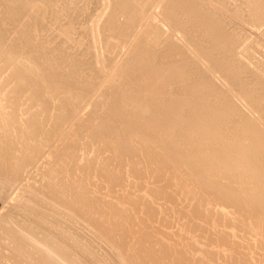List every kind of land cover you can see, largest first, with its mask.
Returning a JSON list of instances; mask_svg holds the SVG:
<instances>
[{
  "label": "bare ground",
  "instance_id": "bare-ground-1",
  "mask_svg": "<svg viewBox=\"0 0 264 264\" xmlns=\"http://www.w3.org/2000/svg\"><path fill=\"white\" fill-rule=\"evenodd\" d=\"M1 1L3 2V0H1ZM1 1H0V6H1L0 8L3 7L2 5H4V8L6 10L4 12L5 15L3 14L2 16H4L3 18H4L5 21L9 20L8 21L9 23L12 22L11 23L12 25H9L8 22L6 21V23L10 27L16 26L18 24L17 22H22V18L25 19L24 21L28 22L27 20H28V18H30L29 15L32 14V12H34L32 14V16L34 18L36 16L34 14L41 13L38 10V7H40V6L37 7L38 3H35L38 0H36L35 2H34V0H4V2H3L4 4H2ZM39 1H41L42 3L47 1L46 3L53 4L51 2H54L56 0H54V1L53 0H51V1H49V0H39ZM60 1L61 0H59V2ZM78 1H77V3H79ZM89 1H91V0H89ZM102 1L105 2V6L106 5L109 6L110 10L108 9L109 10L108 15L106 16L105 19L103 18L104 19L103 22L98 27H94L93 24H95V23L93 22V24L91 23L92 27L90 25L86 24L87 26H90V27L86 26V28H89L90 32H92L93 34H96V33L99 34L100 39L98 41H100L101 49H104V47H106V49L109 48V50H110L111 48H114L115 46L117 48H120L117 45L118 41H119V42H121V46L123 47L122 50H124V51L122 52L120 50V52L122 53V58L119 59V57H118L117 61H116L115 57L119 56L118 55L119 52L117 51L116 47H115L116 48L115 52H117V56L113 55L114 57L106 56L105 55L106 53L104 55L101 54L102 55L101 56L100 54L93 52L95 54V55L92 56V58L94 59L93 62H94V64L95 63L99 64V66L97 65V67H99V68L96 70V69H94V64H91L92 66L89 67V71H88L89 74L86 71L88 69V64L90 63V60H88L89 63L86 62L87 61L86 59H90V58L86 57V56H88V52H87V55H85L86 59L83 57V55L79 56V55L84 54V53L78 54L77 52H74V54L76 53L75 56L78 55V57H81V58L83 57L82 60L85 59L83 63H85V62H86V64L88 63L87 65L85 64L87 67L84 65V68L85 69L87 68L85 70L87 72V74H86L87 76H84V77H86V78L89 77V79H85L87 81L85 82V80H84L83 83L84 82L87 83L88 80L89 81L91 80L92 82L90 81L88 84H86V88L84 87V84H82V86H80V87H78V86L81 85V84H79L77 87L72 86L73 82H75V80H73V82L71 80L72 85L70 86V85L67 84V80L64 81V82H60V81L54 82V80H52L54 82V83H52L50 81V79H49V81L51 82L50 83L49 81H47L46 78H44V79L43 78H39L38 75H37V73H39L37 71V69L39 68L38 67V63L34 64V61H33V63H31L33 65H29L30 64L29 63L28 64L29 66H27L25 64H16V60H17L16 57H17L18 54H21L22 52H20V53L18 52V54H15L14 52L16 50L14 51V48L10 49L11 46H9V47L7 46L8 43H9V42L7 43L8 39L5 38V37H2L3 39L4 38L6 39V41H3V39L0 37V59H2L4 61L6 59V64L5 65H7V66H12L13 65V68L11 69V72H9V74L11 75L10 76L11 78L7 75L8 76V77L6 76L7 79H9V80L10 79H12V80L15 79V82L17 84L16 86L19 87L20 89L25 90V92L27 91L28 93H30L29 96H30V98L32 97L34 99V102L36 103L35 105H38L39 107H41L43 109V111H45L46 113L49 112V108H50L49 102H50V100L52 101V99L58 98V101H59L58 105L60 107V111H59L60 113L59 114H54V115L49 114V113H47V114L44 113L45 114L44 115L42 113V110H41L40 114H43L44 118L42 116H39V115L37 116L38 113L34 114V112H32L33 114L30 115L31 116L30 118L28 117L29 115L25 114L27 117L26 116H25L26 118L23 117L26 120V122L24 120V122H25L24 124L22 122L23 119L21 120V118H20V121L17 118V120L20 123L17 122V120H16L17 116L16 115L20 116L19 114H15V115L14 114H12V115L10 114V115H8L9 117L12 116L10 118H7L8 117L7 114H6L7 117L4 116L5 114L3 115V117L0 115V158L2 156V159H3V161H1L2 159L0 160V162H2V163H0V174H2L3 172L6 173L8 171H11V173L14 176L13 178L15 179V181H16V178H17L18 181H20L18 179L19 175H20V177L23 176V175L21 176V174L23 173L21 171H25L29 164L32 165L33 162L31 160H33L32 158L36 157V156L35 157L33 156L31 158L30 153H31V155H33V153L30 152V151H28V152H30L29 155L24 152L27 144L30 143L31 145H33V143H31V142H29V143L27 142V144L25 145L27 140L26 141L24 140L25 142L23 141L24 142V146H25L23 151H22L23 153H20L19 156L17 155V156L14 157L15 160H16L15 162H13L11 160V158L9 159V158H7V157L2 155V151L1 150L4 149V148L6 149V146H8V144L6 146H3L5 144V142L2 141L3 139H1V136L3 135V132H4V134L6 132H8L7 135L12 132V131H7V130H9V128H7V126H8L7 123L10 120H12V123L14 122V124H10L8 126V127H13V128H10V130L11 129H15V131H17V133L23 132L24 134H26L25 137L22 135L24 138H27L26 136H29L28 138H32L33 139L34 136H38V135L43 134V135H46L45 137L47 138L48 142H49L50 138L53 139L52 137H55L54 139H56V141H55V143H56L59 140L58 138L61 137V134L58 135V129L61 127V125L64 122L67 123V117H68L69 119L72 118L74 120H77L76 123H73V122L70 123L71 127L74 126V130H75L74 132L75 133L82 134L84 132L85 136L87 135L93 141L95 139L96 140L100 139V142H102L105 147L112 148L113 153L111 155H112V157L114 159H115V157H122V159H121L122 161H124V160L128 161L129 160V162H130V160H131L132 164H134L133 166L131 164V166H132L131 169L134 168L133 169L134 172H141L142 173V171H140L142 169L139 170V169L135 168L137 159H135V160L131 159V158L136 156L141 151H143L142 153H145L148 156L152 157L149 160L150 161V165H153V163H155V161H157V163H155L156 166L153 167L155 172H157V170H160V169L166 168V167L173 168L175 173H179V172H182V171L186 170L189 173V178L194 182V185L201 187L203 189L204 193L207 194V196H205L206 197L205 199H207L208 197H211L213 195V201H215V202L217 201V203L219 201V203H220L219 205L221 206L220 209L218 210V214H217L219 216H223L224 217L226 215L227 211L224 209V205H226V204L235 206L237 208L236 209L237 213H239L240 216H242L243 218L247 217V215H249L250 218H251V215L257 216L258 214H261V212L263 213L264 212V187H262V186H264V180H263V184L259 185L260 187H257V185L260 183V181L262 182V178L264 179V162H263L264 161L263 160V158H264V70L261 68L263 66L262 65L263 63L262 64H257L256 63L255 65L250 67V65H251L250 62H252L250 60H252L251 59L252 56L249 55V53L247 51V49L249 47H247V49L246 48H242L241 46H242L243 41H240L239 35H236L233 32L229 31L228 28H231L233 30L235 29L232 26H228L227 25V23L229 21H231V20H228V22H226L227 21L226 20L227 17L225 16V14H224V16H225V18H224V17H222V14L219 15V13H217L218 12L217 10H214L215 8L213 9L211 6H208V3H210V4H212V6L216 7V9H220L219 7H221V6L219 5L218 8H217V6L222 1L221 0H208V1L206 0L207 1L206 2L205 0H163L164 2L161 1L163 3H161V2L157 3V1H156V2H154V4L157 3L156 5H158L157 7H159V10L157 8L158 11H156V12L153 11L155 9V7L152 8L153 12L152 11L150 12V9L148 7H147L148 9L147 8H141L142 7L141 4H143V0L142 1L140 0V2H142L141 4L137 3L138 0L137 1L136 0H101V2ZM71 2L69 0L67 3L71 6ZM74 2H75V0L72 3H74ZM87 2H88V0H87ZM93 2H95V0ZM96 2H98V1L96 0ZM101 2L99 1L97 4L99 5V3H101ZM241 2H242V5L250 4L249 10H247V11L244 10V12H243L244 15H245L244 17H246V15H247L249 17V19H250L249 21L252 22V24H250V25H253V23H254V24H256V27L258 28L260 26H257V24L258 25L259 24L260 25L264 24V0H247L245 3H244V0H242ZM54 3H57V2H54ZM65 3H66V1H65ZM145 3H146V0H145ZM214 3L217 4V6H215ZM79 4H81V2ZM84 4H82V5H84ZM221 4H222V7H223V3H221ZM229 4L231 5V3H229ZM43 5H44V8H45L46 6H45L44 3H43ZM74 5H75V3H74ZM101 5H103V4L101 3ZM226 5H228V4H226ZM51 6H53V5H51ZM51 6L50 5L47 6L46 7L47 10L44 9L43 6H41L43 9L40 7V10L42 9L43 10L42 12H44V10L48 12L49 9H50V11H51V8H52ZM65 6L67 8V5H65ZM75 6H72V7H74L73 9L77 8ZM91 6L95 7L96 4L95 5H91ZM105 6H104V8H106ZM152 6H154V5H152ZM240 6L237 7V8L241 9ZM48 7H49V9H48ZM61 7H62V5L58 6V8L57 7L56 8L59 9ZM83 7H86V6H83ZM62 8H64V7H62ZM87 8L89 10L88 6H87ZM150 8H151V6H150ZM53 9H52V11H53ZM57 9H54V12H56ZM65 9H60V11H62V12H60V13L58 12V13L62 14ZM69 9H70V7H68V10ZM81 9H82V7H81ZM83 9L85 10L86 8H83ZM92 10H90V11H92ZM234 10H232V11H234ZM241 10H240V13H241ZM75 11H77V10H75ZM75 11H73L74 15L76 14ZM0 12H2L1 9H0ZM80 12L81 11L79 10L78 13H80ZM224 12H226V11H224ZM234 12H237V10H235ZM2 13H0V14H2ZM44 13L48 14L46 12H44ZM67 13H69V12H67ZM67 13H66V15H69ZM87 13L86 12L84 13L85 17L82 15L83 19L86 18L87 15H89V13L88 14ZM92 13H93V11H92ZM238 13H239V11H238ZM41 14H43V13H41ZM63 14H65V12ZM231 14H233V13H231ZM39 15H37L36 19H34L36 21H33V22H37V19H38V22H39V18H41ZM56 15H58V14H56ZM56 15H54V17ZM77 15H79V14H76V16ZM90 15L92 16V14H90ZM102 15H103V13H102ZM119 15H121L123 18L127 17V19L125 18L126 22L124 21V23H119L118 20H117V18L119 19ZM7 16H8V19H7ZM44 16H45L44 18H46L44 20L47 21V18L49 19V14H48V17H46L47 15H44ZM62 16H64V15H62ZM62 16L59 17L60 19L59 18H54V20L55 19H59L57 22L60 23ZM71 16H72V14L70 13L69 17H70V19H73L72 21H74L77 18V17H75V19H74V18H71ZM24 17H26V18H24ZM33 17H31L32 20H33ZM56 17H58V16H56ZM98 17H99V15H98ZM98 17H96V18H98ZM66 18H68V17H66ZM66 18H64V19H66ZM231 18L234 19V22H235V20L238 17L235 19L231 15ZM2 19H0V22L2 21ZM70 19H69V21L71 22ZM228 19H229V17H228ZM239 19H241V18L239 17ZM242 19H243V16H242ZM44 20L40 19V22L43 23ZM50 20H51V18H50ZM54 20L53 19L51 20V22L53 21L52 22L53 24H55ZM94 20L97 23L98 19H94ZM153 20H154L155 24H152ZM245 20H246V18H245ZM77 21H79V20H77ZM77 21H75L76 23L73 22V23H70V24H74L75 23V24H77V26H79L81 23L79 24V22H77ZM237 21H238V19H237ZM243 21H244V19H243ZM247 21H248V18H247ZM30 22L31 23L28 22L26 24L31 25L33 23L32 21H30ZM47 22H44V23H47ZM64 22L68 23V20L67 21L63 20V23ZM85 22L86 21H84V23ZM140 22L141 23L143 22V25L139 27ZM156 22L159 23V24H157ZM6 23L4 24L5 26H6ZM37 23H35V24L33 23L32 25L33 26L34 25L35 26L36 25L40 26L41 32L39 31L40 29L38 31L40 33H42V31H43L42 28L44 27V29H46L45 25H47V24L43 23V26L41 28V25H40L41 23H39V24H37ZM58 23H56V24H58ZM84 23H82L81 26ZM229 23L230 24L232 23V25H233V22H229ZM243 23H246V22H243ZM13 24H15V25H13ZM21 24H22L21 28H24L23 24H25V23H21ZM53 24H49V25L52 26ZM60 24L61 25L60 26L58 25L57 27L55 25H53V26H55L54 28H56L58 30V32L61 33V35H64L67 38L69 37V38H71V40H73L75 38L76 34L78 33L79 34L78 35V39L75 38L74 40L78 41V40H80V38L82 40H85L86 38L90 39L89 36H88L89 38L86 37V35H85L86 33L83 34V30H80V29H85V27L84 28H82V27L81 28L80 27L77 28L78 31H82V36L85 35V37H86L85 39L82 38V36H80L81 33H79V32H77L75 35L73 34L74 38L72 39V37H71L72 35L71 34L76 32L77 30H75L74 32H71V31H73L74 27L76 28V26L71 27L70 24H69L70 26L67 24V25H65L66 26V28H65V26L61 27L62 23H60ZM31 26H29V28L27 26V29H29V31L31 30L30 29ZM35 26H34V28H36ZM7 27L8 26H6V29H7ZM16 27H19V24ZM47 27L49 28V26H47ZM69 27H71V31H70ZM240 27H241V25H240ZM1 28H3V27H1ZM96 28H97V30H96ZM163 28H165V30ZM26 30L24 29L25 33L23 32V29H22V31L20 30L19 32H22L23 34H26L27 32H29L28 30L27 31ZM36 30L34 29V31L37 33ZM103 30H104V32L107 31L109 34L111 33L110 35L113 34L114 37H116L115 35H117V37L119 38V39H117L118 40L117 44H115L116 41L115 42H111L112 44H110L109 41H108V39H109L108 36H110V35L107 32H106L107 35L103 34L104 33V32L102 33ZM6 31L8 32V30H6ZM31 31H30V34H29L30 37H31L30 38L31 40L25 35V37H27L30 40V42H28L27 38L25 39V37L22 36V37H24V41L28 42L27 45H29V43L31 44V41L33 42V40H35L34 43L36 41H40L41 40V37L39 38V40L38 39H33L34 38L33 35H36V33L32 35ZM95 31H96V33H95ZM3 32H5V31L3 30L1 32L4 35L5 33H3ZM51 32H53V34ZM8 33L6 34V36L9 35ZM10 33H12L11 30H10ZM14 33H15V31H14ZM49 33L51 35H53L52 37H54L55 36L54 33H56V32L53 30V31H50ZM165 33H166V35H165ZM175 33L176 34L178 33L179 36H176ZM236 33L238 34L239 31L236 32ZM15 34H13V35H15ZM38 34L35 36V38L37 36H39V35H41V36L43 35V36H45V38H48V37L51 38L48 33H47V35H48L47 37L45 35L46 33L45 34H39V35ZM13 35H10L9 37H11ZM17 35L18 34H16V36H14V37H17ZM43 36H42V38H43ZM79 36H80V38H79ZM91 36H92V34H91ZM61 37H62V39H64L63 36H61ZM61 37L59 36V38H61ZM95 37L96 36L94 35V38ZM57 38H58V36H57ZM69 38H68V40H69ZM110 38L112 39V36H110ZM10 39L11 38H9V41H11ZM12 39H15L14 40L15 42H16V40H18V41L23 40V38H21V39L12 38ZM48 39L47 40L45 39L46 42L48 41ZM53 39H56V38H52V40ZM111 39H109V40H111ZM45 40H44V42L43 41L42 42L46 43ZM58 40H61V39H58ZM82 40H81V44H82ZM86 40L84 41L85 43H87ZM114 40L115 39H113L112 41H114ZM241 40H243V39L241 38ZM55 41H52V42L56 43L55 46L56 45L57 46L59 45L58 47L62 46L61 49L65 47L63 44H61V46H60V44H57L59 41L58 42H55ZM65 41L66 40H64V42ZM5 42L7 43V45H6ZM12 42H13V40H12ZM15 42H13L11 45L14 46V44H15L17 46L18 44H16ZM48 42H51V39ZM73 42L76 43L75 41H73ZM79 42H77V43H79ZM34 43H33V45H34ZM59 43H62V41L59 42ZM70 43H72V41ZM93 43H94V41H93ZM47 44L45 45L46 47H47ZM88 44H90V43L88 42L87 45ZM33 45H31V46H33ZM36 45L39 46L38 43ZM42 45H44V44H41V46H39V48L36 47L35 45L34 46L36 47L35 49L38 48V50H39L42 47ZM48 45H50V43ZM79 45H80V43H79ZM83 45H85V44H83ZM87 45H86V48L88 47ZM20 46L22 48V45H20ZM24 46H23V48H24ZM31 46L29 47V49L31 48ZM34 46H33V49H34ZM45 46L42 47L44 49L41 48L42 51L45 50ZM91 46L93 47L94 45H90L89 46L90 49H91ZM48 47H50V46H48ZM54 47L52 48L53 50L54 49L55 50L58 49V48H56V47L54 48ZM67 47L68 46H66V48ZM26 48H27V46H26ZM71 48H72V46H71ZM78 48H79V46H78ZM89 48H87L86 51ZM15 49H16V47H15ZM33 49H31L30 51L32 52ZM52 49H51V51H52ZM61 49L59 51H62ZM80 49H81V47H80ZM106 49H104L105 52L109 51V50H106ZM11 50H13L14 52H12ZM18 50H19V46H18ZM65 50H68V49H65ZM82 50H84L83 47H82ZM259 50H258V52H259ZM9 51H11V52L9 53ZM20 51H21V49H20ZM36 51L37 50H35V53H36ZM39 51L37 53L40 55L41 53ZM45 51H46V54L50 53V55H53L52 53L54 52V51H52V53L49 52L48 48ZM68 51H69L68 53H71L70 49ZM78 51H79V49H78ZM57 52H58V50H57ZM63 52H64L63 54L67 53L65 51H63ZM79 52H83V51H79ZM89 52H91V50ZM249 52H250V50H249ZM24 53H27V52H24ZM35 53L32 52L33 55ZM46 54H41V55L45 56ZM55 54H56V52H55ZM61 54H62V52H61ZM61 54H59V56L63 57V59L66 60L67 59L66 57L68 55L65 57L64 55L61 56ZM74 54L72 52L71 56L70 55L69 56L71 58L73 57L74 58L73 62L76 63L75 59L78 58V57L75 58L73 56ZM114 54H116V53H114ZM35 55L37 56V54H35ZM39 55H38V57H39ZM47 55H46L47 57L45 56V58L47 60L46 64L49 61L53 63V59H54V63L55 64L51 63V65H53V67H50V68H53V71L57 72V70H59L60 68L63 67L61 64H60L61 66H59V64H58V63H61L59 61H62V60L59 59L60 57H58V54L55 57L57 60L59 59L58 63H56L57 61H55V58H53V56H52V58H53L52 61H51V59L49 60V58H50L49 54H47ZM108 55H110V54H108ZM8 56H11V59H9ZM18 56H20V55H18ZM253 56L255 58V54ZM258 56H260V55H258ZM31 58H32V56H31ZM43 58H44L43 56L40 57V59H43ZM27 59H29V58H27ZM40 59L39 60L37 59V60L40 61ZM79 59L80 58H78V60ZM245 59H248V60L250 59L249 60L250 64L248 63L249 65L246 63V62H248V60L246 61ZM21 60H22V58H21ZM71 60H73V59H70L68 62H71ZM194 60L198 62L197 66H200L199 67L200 69L197 68V67L192 66V64L195 63ZM23 61H26V60H23ZM43 61L44 60L41 61L42 64H41V62H39L41 64V66L45 65V64H43ZM79 61H77V62L82 64V62H79ZM13 63H15V64H13ZM20 63H22V62H20ZM25 63H27V62H25ZM49 63L47 64L48 66H49ZM91 63H92V61H91ZM56 64L58 65V67H60V68L56 67L57 70L54 68V66H56ZM62 64L64 66H66V64H68V63L65 64L63 62ZM71 64H73V63H71ZM47 65H46V67H48ZM77 65H79V64H77ZM69 66H71V67L70 68L67 67V68H69L70 71H71V68L74 65H70L69 64ZM46 67L44 66L45 71H46ZM79 67L80 66H78V67L76 66V67H73V68L76 69V68H79ZM192 67L197 68V69L193 70ZM67 68L65 67L64 70H66ZM82 68H81V71L84 69V68L83 69ZM39 69H40V71L42 70L41 67ZM49 70L52 71V69H49ZM60 70H59V72H62ZM73 70L74 69H72V72H73ZM76 70H78V69H76ZM79 70H80V68H79ZM79 70H78V74L81 73V72L79 73ZM67 71H65V74H66ZM56 72H54V73L56 74ZM59 72L57 74H59ZM75 72H77V71H75ZM75 72H73V73L75 74ZM83 72H84V70H83ZM83 72H82V75H84ZM86 72H84V73H86ZM63 73H64V71H63ZM68 73H69V71H68ZM70 73H69V76H70ZM216 73L219 75L220 78L223 79V84H222L223 86L220 85L222 88L217 86V84L214 81V74H216ZM65 74H61V75L64 76ZM74 74L71 75L70 79L71 78H73V79L75 78ZM76 75L77 74H75V76ZM82 75H80V76H82ZM49 76L51 77V75H49ZM53 77H55V75H53ZM66 77L64 79H68ZM55 78L57 79V77H55ZM100 78H102V79L104 78L103 79L104 81L102 80L101 82H99L98 79L100 80ZM81 79L83 80L84 78H81ZM79 80H80V77H79ZM79 80L77 81L78 83H79ZM77 82H75L74 84L77 85L78 84ZM80 82H82V81L80 80ZM90 83L92 84V88H91V85H89ZM98 85L102 86L103 89L102 88H98ZM14 86H15V84H14ZM88 87H90V88H88ZM96 88H98L99 92L102 90L99 95L98 94H94L96 92L95 91ZM13 89H15V88H13ZM16 90L19 91L18 88ZM51 91H53V93H52L53 95L52 94L48 95V93H50ZM218 91L222 92V96L221 97L220 96L218 97L217 95L216 96L214 95V99L210 100V96L209 97L206 96L207 94H211V93L218 92ZM91 92L94 94L95 97L94 96L93 97L92 96L88 97L89 93L91 94ZM162 95H164V96L168 95V96L163 97ZM189 97H193L194 99H196V100H194V102L195 101L196 102L191 104L190 100L192 101V99L191 98L189 99ZM212 98H213V96H212ZM86 101L87 102L91 101L93 106L91 108V111H89V113H87L88 111H86L87 110V109H85L86 107L83 108V109H85L84 111H86V113H87L86 114L87 117L83 118V122H81L82 118L79 116L80 113H77L75 110H77L81 106L83 107L84 106L83 104ZM238 101H239V103H241L242 106L245 107L246 112L243 111L244 109L243 110L241 109V106L239 107ZM85 104H87V103H85ZM76 107H78V108L75 109ZM87 107H88V105H87ZM73 109L76 112V114H74V113L73 114H68V113H71L73 111ZM80 109H82V108H79L78 110H80ZM88 109H89V107H88ZM38 110H40V109H38ZM38 110H37V112H38ZM206 111H207L208 114H205ZM254 114H257L256 115L257 117L254 116ZM70 116H72V117H70ZM123 116H125V117H123ZM204 116L205 117L207 116V119L209 120V122H207V123L203 122V121H207V119ZM40 117L43 118V119H40ZM14 118H15V120H14ZM120 118H121V120H120ZM203 118H205L206 120L203 119ZM143 119H145L144 120L145 122H142ZM118 120H120V121H118ZM115 122H117V123L119 122V124H117ZM230 123H231V125H230ZM14 125H16V126L18 125L17 128ZM225 125H226V127H225ZM62 128H61V130H62ZM69 128H70V126H69ZM157 128H160V129L162 128V129L165 130V132L164 131H160L161 133L164 132V136L163 137L160 136L161 133L158 135V133H159L158 131L159 130H157ZM225 128L228 129V130L225 131ZM26 130H30V132L28 131L29 132L28 133ZM15 131L12 132V134L14 133L13 134L14 136L16 135ZM63 131H61V132H63ZM176 132H177V135H176L177 137H180L179 136V134H180L181 137L182 136L184 137L183 139L186 140V143H189V147L190 148L189 149L187 147L184 148V150L186 152L183 151L181 147L179 148L180 145L179 146L175 145V144H180V142H181V141H179V143H177L178 141H177L176 138H175L176 142H175V140H173L174 139V135L176 134ZM69 133H71V132H69ZM84 133H83V135H84ZM166 133H167V135H166ZM170 133L174 134L173 136L171 134V137H173V138L167 137L168 135L170 136ZM21 134L19 136H21ZM7 135H6V137L3 136V138L5 137L7 139ZM13 135H11V137H13ZM78 135H76V136L78 137ZM83 135H82V137H83ZM79 137H81V136H79ZM8 138H10V137L8 136ZM17 138L15 139V141H13V143L14 142H18L19 140H21L20 139L21 137L18 138L19 139L18 141H17ZM64 138L65 137L63 135V137L61 139H64ZM167 138L169 140H167ZM41 139L42 140L44 139V141H46L45 138H41ZM61 139L59 140L61 142V144H59V142L57 144H59L60 148H62V149L59 151L57 148H54L55 146L51 147V149L52 148L57 149L60 152L61 156H62V154H65V150L67 151V149H68V151L70 152L74 148H73V146L68 145V143H67V145L64 143L65 144L64 145L63 142L61 141ZM72 139H74V138H72ZM22 140H23V138H22ZM35 140H34V143H35ZM179 140H181V139H179ZM198 140H199V142L197 143L196 141H198ZM7 141L10 143L11 139H10V141H9V139H7L6 142ZM30 141H31V139H30ZM173 141H174L175 144L174 143L171 144ZM183 141L181 143H183ZM36 142H38V140H36ZM48 142H45V143L48 144ZM51 142H52V140H51ZM51 142H49V144H51ZM67 142H68V139H67ZM69 142H71V141H69ZM72 142H74V141H72ZM43 143H42V145H43ZM19 144H22V143H19ZM30 144L28 145L29 147H30ZM53 145H55V144H53ZM28 146H27V148H28ZM41 146H40V148H41ZM43 147H42V150H43ZM48 147H50V146H48ZM57 147H59V146H57ZM69 147H70V149L71 148H73V149L69 150ZM74 147H76V145H74ZM17 148H19V147H17ZM7 149L9 151H12L9 146H8ZM7 149H6V151H7ZM18 150H21V149H18ZM18 150L17 151L14 150V151L19 153ZM29 150H31V148ZM32 150H33V148H32ZM38 150H37V153H38L37 155H39L40 152H41V151L38 152ZM47 151L48 152H46V151L44 152L43 151L45 157H47L46 155H48V157L51 156V159H52L53 156H54L55 160L52 159V161L54 160V162L56 160H59L60 154L58 152L56 153V155H54L55 151H52V150L50 151L48 149H47ZM187 151L193 152L191 155H190L191 152L190 153L188 152L189 153L188 156H190L189 158H187L188 160L185 159V157H188L187 156V154H188ZM26 152H27V149H26ZM33 152L35 154V149L33 150ZM3 153H6V152L3 150ZM24 153L26 155H24ZM45 153H47V154H45ZM13 154L14 153L11 154V152H10V155L13 156ZM57 154H59V155H57ZM139 154H141V153H139ZM66 155H68V152H67ZM143 155L144 154H141V156H143ZM6 156H7V154H6ZM55 156L58 157V158H56ZM70 156H71V154H70ZM68 157L69 156H67V158ZM5 158L8 159L9 165H8V163L6 165V159ZM38 158H39V156H38ZM42 158H43V156H42ZM71 158L72 157L68 158V160L71 159ZM113 158L111 159L112 161H113ZM4 159H5V163H4ZM35 159H34V161L36 162ZM65 159H66V156L64 158V161L66 162ZM72 159H74V157ZM38 161H37V163H38ZM40 161L42 162V160H40ZM64 161H62V165L66 164V163H64ZM138 161H140V159ZM41 162H39V163H41ZM45 162H43V163H45ZM207 162L209 164V168L208 167L206 168ZM72 163H73V161H72ZM47 164L50 165V162L47 163ZM108 164H110V162ZM39 165H41V166H39ZM39 165L38 166L40 168L43 167L42 164H39ZM34 166H36V165H34ZM77 166H79V165H77ZM105 166H103V168ZM137 166H139V164H137ZM201 167L204 170L203 169L201 170ZM212 167H214V168L216 167V170L218 168L219 172L216 173V171H214L215 169L212 168ZM64 168H66V171H67L66 165L64 166ZM75 168H79V167H75ZM103 168H102V170H103ZM205 168H206V171H208L210 169H211V171L210 172L208 171L209 172L208 174L202 173L203 171H205ZM71 169L74 170V167L71 168ZM97 169H99L98 170V172H99L100 171V167L97 168ZM107 169H108V172H109L110 176L108 175L109 176L108 177V176H106L107 175L106 174L105 177H108V179L111 182V184H113V183L116 184L120 180H123L122 179L123 177L121 175L119 176V173L122 174L121 172L116 173L117 171H115V172L113 171V173H111L112 171L109 170V167ZM110 169H113V168H110ZM33 170H32V172H33ZM53 170L55 171V169H53ZM197 171H199V172H197ZM8 173H10V172H8ZM11 173H10V175H11ZM57 173H58V171H57ZM60 173L61 172H59V174ZM103 173H105V172L101 171L99 173L100 175L102 174L101 178L103 176ZM106 173H107V171H106ZM55 174H56V172H55ZM47 175L50 176V174H47ZM60 175H62V173ZM247 175L250 176V180H251V178L256 179L255 181H257V182L254 181V183H256V184H254V187H250L249 186L250 188H247L248 183H250L249 179H248L249 182L245 181L243 183V180H245L244 179L245 177L247 178ZM97 176L100 177L98 174H97ZM243 176H245V177L243 178ZM63 177L66 179L67 176L66 177L63 176ZM1 178H3L2 175H1ZM49 178H51V177H49ZM55 178H57V177H55ZM106 179H105V181L107 182ZM102 180L103 179H101V181ZM222 180H224V181H222ZM4 181H7L6 184H8V180L7 179L4 180ZM61 181H63V178H62ZM87 181H88V179H87ZM33 182H31V183H33ZM54 182H55V180H53V184H54ZM246 182H247V185L243 188L242 185L243 184L245 185ZM252 182H253V179H252ZM46 183L47 182H45V184ZM57 183L58 182L56 181V184H54V185H59ZM61 183H62L61 185H63V184H65V181H64V183L63 182H61ZM120 183H119V185H120ZM236 183H240V187L242 188L241 190H239L240 187H238V186L236 187ZM22 184H20V185H22ZM29 184L30 183H28V187H30ZM122 184H123V182H122ZM61 185H60V187H61ZM113 186L114 185H111V187H113ZM117 186H118V184H116V187ZM21 187L23 188V186H21ZM38 187L41 188L40 186H38ZM38 187H37L36 190H39ZM153 187L151 189H149V192L146 191L144 196L143 195L142 196L139 195V196L144 198L145 196L147 197V195H148V196H150L153 199L154 196L158 197V195H161L160 198L161 197L165 198L166 195L164 196V194H166L167 191L164 188H162L160 186V188H162V190H163V191L162 190L160 191L159 187H154V188ZM18 188H19V186H18ZM63 188L66 189L65 186L62 187V189ZM41 189H43V188H41ZM57 189H56V191H57ZM85 189H86V187H85ZM48 190H49V188H48ZM48 190L45 189L47 194H51L52 195L53 188H51L52 191L50 190L52 193H48L49 192ZM20 191H21V189H20ZM20 191L18 193H20ZM56 191H55V194H57V192H59V191H57V192ZM84 191H83V193H84ZM42 192H44V191H42ZM61 192H62V190H61ZM18 193L16 192L15 194H18ZM29 193H30V191H29ZM29 193H27V194L25 193L26 196H28ZM60 193L57 194V196L60 195ZM62 193H63V196H64V191ZM88 193L89 192L87 191V193L85 192L84 194H88ZM160 193H162L163 195L160 194ZM38 194H40V193H38ZM170 194H171L170 192H169V195L167 193V195L169 197L172 196V194L171 195ZM210 194H211V196H208ZM21 196H23V194ZM46 196H48V195H46ZM61 196L62 195H60V197ZM87 196H89V194ZM168 196H166V198ZM9 197H10V195H9ZM55 197H56L55 195H52V199L54 198L56 200ZM11 198H13V197H10V199ZM64 198H66V197H64ZM64 198L62 197L60 199L64 200ZM78 198H77V200H78ZM143 198H140V199H143ZM163 198H161V199H163ZM57 199H59V198H57ZM82 199L84 200V197L82 198V196H81V199H79L80 201L79 200L78 201L83 203ZM89 199H87L85 197V201L88 202L86 204H89V202H90ZM13 200H15V199H13ZM21 200H22L21 206H20V203L19 204L16 203L17 205H19L18 209L21 208V210H23L21 212H24L28 216L29 215L36 216L35 219L37 218V221L34 219V222L32 220L33 223H36V222H38V224L41 223L40 221L43 220V219L41 218L40 221H38V218H39L38 215L39 216L42 215L43 211L41 210V207H40L41 205H39L40 203H38L39 198L37 200L36 198L35 199L27 198V197L25 198V196H24V197H21ZM77 200H75V201H77ZM148 200L149 199L146 200V198H145L144 203L148 204L147 205V211L149 210V212H151L152 208L150 206V203H152V202L148 201ZM168 200H169V198H168ZM170 200H172V199H170ZM210 200H211V198H210ZM210 200H208V201L210 202ZM10 201H12V200H10ZM65 201H66V199L64 200V202ZM69 201H71V200H69ZM69 201H68V204H69ZM172 201H175V200L173 199ZM213 201H212V203H214ZM43 202L44 201H42L41 203H43ZM61 202L62 201H60V203ZM92 202H94V201H92ZM133 202H131V204ZM49 203L50 202H48V204ZM65 203L67 204V202H65ZM135 203H136V205H138L137 202H135ZM217 203H215V204H217ZM7 204H8V202H7ZM98 204H100V203H98ZM8 205H10V204H8ZM12 205H14V204L12 203ZM136 205H134L135 206L134 208H136ZM140 205H142V204H140ZM156 205H157V203H156ZM46 206H45V208H49L50 207V206L49 207H46ZM82 206H83V204H82ZM142 206H144V204ZM195 206L196 205H194L193 207H195ZM80 207H81V205L79 206V208ZM132 207H133V205H132ZM138 207H140V206L138 205ZM197 207H199V206H197ZM8 208H10V206H8ZM15 208H17V207H15ZM52 208L50 209V211L54 210V208L53 209ZM57 208H58V206H57ZM143 208L145 209L146 206L143 207ZM12 209H13V207H12ZM73 209H74V207H73ZM77 209L78 208H76L75 210H77ZM196 209H195V211H196ZM199 209H201V208H199ZM116 210L118 211V208ZM207 210H208V212H210L209 214L211 215V211H209V209H207ZM261 210H263V211H261ZM77 211H80V209L77 210ZM85 211L86 210L80 211V213L81 212H85ZM119 211H120V209H119ZM202 211H205V210H202ZM12 212H13V210H12ZM12 212H11V214H12ZM57 212H59V211L57 210ZM61 212H64V210L63 211L60 210L59 213H61ZM200 212H201V210L197 211L198 214L197 213L196 214L197 215H201ZM52 213H54V211ZM55 213H56V209H55ZM73 213H75V212H73ZM17 214H20V213H17ZM64 214L61 213V215H63V217H64ZM66 214H68V213H66ZM154 214H156V211H155ZM192 214L196 215L195 212L192 213ZM192 214H190V217H191ZM9 215H10V213L8 214V216ZM205 215H203V217H205ZM210 215H208V216H210ZM20 216H22V215H20ZM186 216H187V214H186ZM6 217H7V215H6ZM24 217H26V216L24 215ZM192 217H194V216H192ZM192 217L190 219H193ZM248 217H247L246 220H248ZM18 218H21V217H18ZM64 218H69L70 219V217H64ZM88 218H85V219L87 220ZM189 218H188L187 221H191V220H189ZM199 218H200V216H199ZM199 218H197V219H199ZM210 218L212 219L211 216H210ZM257 218H256V220H257ZM32 219H33V217H32ZM69 219H67V221H69ZM85 219H83V220H85ZM223 219H225V218H223ZM258 219L259 220H257V222L260 223V224L259 223L258 224L260 226H262V228L264 229V223L260 222V220L262 218H258ZM5 220H7V219H5ZM25 220H27V219H24V221ZM29 220H31V218ZM44 220H45V218H44ZM71 220L73 221L74 219H70L69 222H71ZM88 220L90 222L94 221V223H97L96 219L92 218V220H91L89 218ZM206 220L208 221L207 218H206ZM206 220H202L201 219V221H205L206 223H208ZM45 221L47 222V220H45ZM49 221H48L47 226L49 225V227L51 229L52 226H50V224H53V223L52 222L50 223ZM241 221H243V220H241ZM25 222H27V221H25ZM60 222H61V219H60ZM64 222H66V221H64ZM77 222H75V223H77ZM84 222H86V221H84ZM205 222H203V224H205V226H206L207 224ZM209 222L211 223L210 220H209ZM75 223L73 221V224H75ZM187 223H189V222H187ZM241 223H243V222H241ZM38 224H36V225H38ZM66 224H67V222H66ZM194 224L195 223H193V225ZM43 225H44V223L42 224V226ZM63 225H62V227H63ZM195 225H198V223L195 224ZM226 225H229V223L226 224ZM238 225L239 226L241 225V227L243 226V228H244V225H242L240 223ZM83 226H85V225H83ZM222 226H224V224H222ZM28 227H29V225H28ZM31 227H30L29 230H31L33 228V227L32 228ZM54 227H55V225H54ZM78 227H80V225ZM81 227H80V229H82ZM208 227H209L208 231H210L211 230L210 229L211 226H208ZM21 228H23V226ZM27 228L25 227V229H22V230L23 231H25V230L27 231ZM36 228L38 229V227H36ZM55 228L53 229L54 232L56 230ZM198 228L201 229V226H199ZM245 228H246V225H245ZM68 229L71 230V227L70 228L68 227ZM191 229H193V228H191ZM203 229H205V228H203ZM33 230H35V229L33 228ZM61 230L62 229H60L59 231H61ZM70 230L69 231H63L62 230L63 232L60 233L62 242H60L59 239H58L57 240V241H59L58 243L60 244V243H63V242L65 243L66 242V244H67V242H69L71 244V247L72 246L76 247V252H78L77 251V249H78L79 250L78 253H80V254L81 253H86L88 251V247H87V245L85 243H81V241H82L81 239L82 238L84 239V237L80 238L79 233L81 234V232L75 233L74 231H72V230L70 231ZM184 230H186V229H184ZM212 230H214V229H212ZM212 230L210 231V233L213 232ZM245 230H247V229H245ZM9 231H7V232H9ZM51 231H52V229L50 230V232ZM203 231H205V230H203ZM221 231L223 232L222 235H224V236H220L221 238L222 237L223 238H222V240L220 239L219 241L220 242L224 241V242H222L223 245H227L226 243L229 241V239L227 237L228 236H235V232L233 230L226 232V230L223 231L222 229H221ZM54 232H52L53 235H54ZM122 232H121V234H122ZM20 233H21V231H20ZM28 233H29V235H27L28 237L27 236L26 237L29 238V240L27 238L26 239L29 242H26V241L23 242L24 241L23 238L21 239V238H18L17 236L15 237V238H18V239L15 242V246H13L11 248V252L12 253L7 251L8 254L10 253V256L12 254L13 257H21L22 258V257L26 256V252H27V255H28L29 253L33 252L34 249L35 250L37 249L38 251L41 252V254L39 255V256H42V259L40 260L41 264L42 263L44 264L45 262H48V260H49L48 257L50 255L52 256V254L54 255V257L58 256V260H57V257L54 258L57 261L55 264H68L66 262V259H64V257L62 255L59 256V255H57L55 253V251H58L57 248L59 250L62 249L61 246L60 247H55V246H57V244L55 246H51V245H47L45 243H40V241L35 237L36 234H34V233L31 234L30 232L21 233L20 237H22L23 235L25 236ZM210 233H208V234H210ZM121 234L114 227V228L111 229L110 233L108 234V237L115 244V242L119 243L117 241V237L120 238V239L123 238L124 234L123 235H121ZM202 234L203 235H207V233H203V232H202ZM18 235H19V233H18ZM191 235H193V234H191ZM194 235L197 236V234H194ZM193 236H190V240H191V237H193ZM198 237H200V236L198 235ZM203 237H205V236H203ZM127 238H129V237L127 236ZM186 238H187V236H186ZM95 239H96V236H95ZM187 239H189V238H187ZM206 239H208L207 241H209L208 237ZM217 239H219V238L217 237ZM227 239H228V241H227ZM233 239H232V242L236 241L235 239L234 240ZM11 240L13 242L11 245H13L14 244V241H13L14 239L11 238ZM214 240L217 241L215 238H214ZM214 240H211V241H214ZM160 241H162V240H160ZM193 242L194 241H192V243ZM215 243H217V242H215ZM206 244H208V243L206 242ZM219 244H216L217 248H218ZM235 244H237V243H235ZM9 245H10V243H9ZM25 246H28L30 248L29 249L30 252L28 250L24 249ZM165 246H167V245H164V244L160 245V248L158 249V251H160L159 253L164 254L166 252V247ZM195 246H196V243H195ZM210 246H211V243H210ZM239 246L241 247V245H239ZM9 247H11V246H9ZM28 247H27V249H28ZM73 247H72V249H73ZM189 247H190V244H189ZM0 248H1V246H0ZM192 248H193V246L191 247V249ZM213 248H214V246H213ZM201 249H203V247ZM237 249H238V247H237ZM206 250H208V249H206ZM221 250L222 251H217L214 254V252L216 251L215 250L213 253H211V255H215L216 256V254H218V255H220L221 253L223 254L228 249H224L223 248ZM62 251H63V249H62ZM65 251H64V253H66ZM182 251H184V250H182ZM189 251H191V250H189ZM192 251H194V248H193ZM195 251H197V250H195ZM4 252H6V251H4ZM153 252H151L152 254L149 252V255L150 254L153 255L154 254ZM155 252L156 253L154 255H157V251L156 250H155ZM200 252H201V254L206 255L205 254L206 252H202V250ZM33 254L34 253H32V255ZM179 254H181V252H179ZM0 255H1V253H0ZM35 255H36V253H35ZM35 255H33V256H35ZM3 256H4V254H3ZM168 256H169V254H168ZM225 256L227 257V254H225ZM6 257H8V256H6ZM205 257H202L203 258L202 261L206 262L207 259H205ZM218 257H220V256H218ZM222 257H224V256H222ZM50 258H52V257H50ZM129 258H130V256H129ZM176 258L174 257V259H176ZM202 258H200V259H202ZM137 259H139V257L137 258L136 255L132 254V257L130 259L131 264H138L139 261ZM34 260H35V258H34ZM180 260L182 261V257H181ZM180 260L178 259V264H181V263H179ZM184 260H185V258H184ZM190 260H191V258H190ZM209 260L210 259H208L207 261H209ZM136 261H138V262L136 263ZM162 261H163V257H162ZM49 262H51V260H49ZM174 262H175V260H174ZM201 262H200V264H201ZM210 262L211 261H209V263ZM20 263H21V261H20ZM24 263H26V262H23V264ZM194 263H196V262L194 261ZM18 264H19V262H18ZM175 264H177V263H175ZM203 264H205V263H203Z\"/></svg>",
  "mask_w": 264,
  "mask_h": 264
},
{
  "label": "rangeland",
  "instance_id": "rangeland-1",
  "mask_svg": "<svg viewBox=\"0 0 264 264\" xmlns=\"http://www.w3.org/2000/svg\"><path fill=\"white\" fill-rule=\"evenodd\" d=\"M1 1V0H0ZM36 0H34V2H35ZM49 1H51V0H49ZM54 1V0H53ZM62 1V2H61ZM60 2H59V0H56V1H54V2H57V3H54V2H51V3H53V4H48V3H46L47 1H45V2H43L44 4H45V6L47 7V6H51V5H53V6H51L50 8H51V11H52V9L54 8V9H57L58 8V6H60V5H62V7H64V8H59V9H57L56 10V12H54V9H53V11L51 12L50 11V9H49V7H48V9H49V11L47 12V11H45L44 10V12H46V13H48L49 14V19L47 18V21L46 20H44V19H46V18H44L45 16L44 15H47L46 17H48V14H45L44 12H42L43 10V8H44V5H43V3L41 2V1H36L35 3H38L37 4V7L38 6H43V8L40 10V7H38V10L41 12V13H43V14H41V13H36V14H34V15H36L35 16V18L32 16V14L34 13V12H32V14H30L29 16H30V18H28V22L29 23H31L30 21H36V20H34V19H36V17H37V15H39L41 18H39V22H38V19H37V22H33L34 24L35 23H37V24H39V23H41L40 22V19L41 20H44V22H47V23H44V24H47V25H45V28L46 29H44V27L42 28V26H43V23H41L40 25H41V28L43 29V31L45 32L47 29L49 30H47L45 33L42 31V33H40L41 32V29H40V26H38V25H34L36 28H34V26L32 25H29V24H26V23H28V22H26V21H24L25 19H23L22 18V22H17L18 24H19V27H16V26H12V27H10L9 25H12L11 23H9L8 21L9 20H6L7 22H8V24L6 23V21L4 20V16H2L3 14L5 15V8H4V5H2V4H4L3 2H4V0H3V2H2V8H0L1 10H2V12H0V13H2V14H0V19H2V21L0 22L1 24H0V31L2 32L3 30L5 31V32H3V33H5L4 35L0 32V37L2 38V37H5V38H7L8 40H7V43H8V45H7V43H6V45L9 47V46H11L10 47V49L11 48H14V51L13 50H11L12 52H14L15 54H18V52L20 53V52H22L21 54H18V55H20V56H18L17 55V57H16V59L18 60H16V64H25V65H27V66H29V65H33V64H31V63H33V61H34V64H36V63H38V67L40 68H42V70L40 71V69L38 68L37 69V71L39 72V73H37V75H38V77L39 78H46L47 79V81H49V79H50V81L52 82V83H54V82H58V81H60V82H64V81H66L67 80V84L68 85H72V82H73V80H75V82H77L78 80H79V77H80V80L82 81V82H80V80H79V83L76 85V84H74L75 82H73V85L72 86H75V87H77L79 84H81V85H79L78 87H80V86H82V84H84V87L86 88V84H88L90 81L88 80V82L87 83H85L87 80H85V79H89V77L88 78H86V77H84V76H87L86 74H87V72L89 71V67L90 66H92L91 64H94V59L92 58V56L93 55H95L93 52H95V53H98V54H102V55H104L105 53V55L106 56H110V57H114V56H117V52H115V50H116V48L114 47V48H111L110 50H109V48L108 49H106V47H104V49H106V50H109V51H107V52H105L104 51V49H101V45H100V41H98L99 39H100V36H99V34L98 33H96V31H95V33L96 34H93L92 32H90V30H89V28H86V26L87 25H90L91 27H92V24H93V22L95 23V24H93L94 25V27H98L102 22H103V20L106 18V16L108 15V12H109V6L108 5H106L105 6V2L104 1H102L101 2V0H97L98 2L100 1L103 5H101V3H99V5L97 4L98 2H96V0H95V2H93L94 0H91V1H89L88 0V2H87V0H77L79 3L81 2V4H79V3H77V1L75 0V5H74V3H72L74 0H70V2H71V6L67 3L69 0H65L66 1V3H65V1L64 0H61ZM64 1V2H63ZM86 1V2H85ZM137 1V0H136ZM142 1V0H141ZM157 1V3L158 2H161V1H163V0H146V3H145V0H143V4H141L142 2H140V0H138L137 1V3H139V4H141V8H149L150 9V12L152 11V8H154L155 7V9L153 10L154 12H156V11H158L159 10V7H157L158 5H156L157 3H155L154 4V2H156ZM206 1V0H205ZM208 1V0H207ZM206 1V2H207ZM222 2L221 3H223V7H222V4L220 3V4H218V6H217V4H215V6H217V8L219 7V5L221 6V7H219L220 9H216V7H214V6H212V4H210V3H208V6H211L214 10H217L216 12L217 13H219V15H221L222 14V17H224L225 18V16L227 17L226 18V22H228V20H231V21H229V22H233V25H232V23L230 24L229 22L227 23V25L228 26H232L233 28H235L234 30L233 29H231V28H228L229 29V31H231V32H233L234 34H236V35H239V37H240V41H243V43H242V48H246L247 49V47H249L248 49H247V51H248V53H249V55H251L250 57H251V59L252 60H250V61H252V62H250L248 59H245L246 61L248 60V62H246L247 64L250 62L251 63V65H250V67H252L253 65H255L256 63L257 64H262L261 66V68L264 70V24H262V25H258L257 24V26H260V27H256V24H254L253 23V25H250V24H252V22L251 21H249L250 19H249V17L246 15V17H244L245 15H244V10H249V8H250V4H246V5H242V0H221ZM247 0H244V3L246 2ZM59 2V3H58ZM93 2V3H92ZM104 2V3H103ZM148 2V3H147ZM164 2V1H163ZM163 2H161V3H163ZM227 2V3H226ZM41 3V4H40ZM62 3V4H61ZM86 5H85V4ZM91 3V4H90ZM136 3V4H137ZM150 3V4H149ZM229 3H231V5L229 4ZM40 4V5H39ZM64 4V5H63ZM73 4V5H72ZM78 4V5H77ZM82 4H84V5H82ZM89 4V5H88ZM96 4V6L94 7V6H91V5H95ZM138 4V5H139ZM149 4V5H148ZM226 4H228V5H226ZM237 4V5H236ZM57 7H55V6ZM65 5H67V8H66V6ZM82 7V9L83 8H86L84 11L81 9V7ZM146 5V6H145ZM152 5H154V6H152ZM241 5V6H240ZM72 6H75V7H77L76 9H73L74 7H72ZM83 6H86V7H83ZM87 6L89 7V10H88V8H87ZM98 6V7H97ZM101 6V7H100ZM104 6L106 7V8H104ZM145 6V7H144ZM150 6H151V8H150ZM225 6V7H224ZM240 6V8L242 9H239V8H237V7H239ZM243 6V7H242ZM1 7V6H0ZM46 7L44 8V9H46ZM68 7H70V9L68 10ZM72 7V8H71ZM92 7V8H91ZM94 7V8H93ZM4 8V9H3ZM67 10H66V9ZM79 8V9H78ZM147 8V9H148ZM157 8H158V10H157ZM60 9H65L64 11H63V13L65 12V14H59L60 12H62V11H60ZM93 9V10H92ZM99 9V10H98ZM103 9V10H102ZM109 9V10H108ZM225 9V10H224ZM237 10V12H234V11H232V10ZM4 10V11H3ZM47 10V9H46ZM75 10H77V11H75ZM81 11L80 13H78V11ZM90 10H92L93 11V13H92V11H90ZM98 10V11H97ZM101 10V11H100ZM107 10V11H106ZM220 10V11H219ZM240 10H241V13H240ZM73 11H75L76 12V14H79V15H77L76 16V14L74 15L73 13ZM83 11V12H82ZM104 11V12H103ZM152 11V12H153ZM222 11V12H221ZM224 11H226V12H224ZM238 11H239V13L241 14H239L238 13ZM51 14H50V13ZM55 14H54V13ZM59 12V13H58ZM67 12H69V13H67ZM89 13V15L90 14H92V16L90 15H87V19L86 18H84L83 19V16L85 17V14L84 13ZM66 13L67 14H69V15H66ZM70 13L72 14V16H71V18H74L75 19V17H77L74 21H72L73 19H70ZM83 13V14H82ZM102 13H103V15H102ZM231 13H233V14H231ZM236 13V14H235ZM56 15V14H58V15H56V16H58V17H54V15ZM224 14H225V16H224ZM243 14V15H242ZM246 14V13H245ZM7 15V14H6ZM42 15V16H41ZM52 15V16H51ZM62 15H64V16H62ZM83 15V16H82ZM94 15V16H93ZM96 15V16H95ZM98 15H99V17H98ZM231 15L236 19L237 17V19H238V21H237V19L235 20V22H234V19H232L231 18ZM237 15V16H236ZM240 15V16H239ZM60 16H62L61 17V21H60V23H62V26L61 27H64L65 25H69L70 23H73V22H75V21H77V20H79V21H77V22H79V24L81 23H84V21H86L82 26H81V24L79 25V26H77V24H70L71 25V27H74V26H76V28L74 27V30L73 31H71V27H69L70 28V31L71 32H74L75 30H77V28L78 27H82V28H84L85 27V29H80V30H83V34H85L86 35V37H90V39H87L86 37H85V35L84 36H82V31H76V32H74V33H72L71 35V37H72V39L74 38V35L77 33V32H79V33H81L80 34V36H82V38H86L85 40H86V42L88 43H90V44H88L87 45V43H85L84 41L85 40H82L81 38H80V36H79V38H80V40H74L75 38H77L78 39V33L76 34V36H75V38L73 39V40H71V38H69V40H68V38L67 37H65L64 35H61V33H59L58 32V30L56 29V28H54L55 26L57 27L58 25L60 26L61 24L60 23H58L57 21L60 19L59 17ZM126 16V15H125ZM124 16V17H125ZM242 16H243V19H244V21H243V19H242ZM31 17H33V20H32V18ZM53 17V18H52ZM66 18V17H68L70 20H71V22L69 21V19L68 18H66V19H64V18ZM81 17V18H80ZM89 17V18H88ZM92 17V18H91ZM96 17H98V18H96ZM228 17H229V19H228ZM239 17L241 18V19H239ZM6 18V17H5ZM24 18H26V17H24ZM50 18H51V20L53 19L54 20V18H59V19H55L54 21V23L56 24V23H58V24H53L52 22H51V20H50ZM79 18V19H78ZM104 18V19H103ZM126 19H127V17H125ZM125 18H123L121 15H119V19L117 18V20H118V22L119 23H124V21L126 22V20H125ZM245 18H246V20H245ZM247 18H248V21H247ZM7 19H8V16H7ZM64 21H67L68 20V23H63V20ZM94 19H98L97 20V23L95 22V20ZM100 19V20H99ZM88 20V21H87ZM120 20V21H119ZM233 20V21H232ZM81 21V22H80ZM92 21V22H91ZM100 21V22H99ZM51 22V23H50ZM243 22H246V23H243ZM6 23V26H8L7 27V29H6V26L4 25ZM15 23V22H14ZM21 23H25V24H23L24 26V28H21V26H22V24ZM89 23V24H88ZM92 23V24H91ZM157 23V22H156ZM235 23V24H234ZM239 23V24H238ZM3 24V25H2ZM21 24V25H20ZM49 24H53V25H55V26H50ZM87 24V25H86ZM139 24V23H138ZM148 24V23H147ZM152 24H155V22H154V20H153V23ZM157 24H159V23H157ZM248 24V25H247ZM13 25H15V24H13ZM69 25V26H70ZM73 25V26H72ZM143 25V22L141 23L140 22V24H139V27L140 26H142ZM240 25H241V27H240ZM26 26V27H25ZM27 26H28V28H29V26H31L30 27V29L32 30H30L31 31V33H32V35L33 34H35L36 32L34 31V29L37 31V33H36V35L39 33V34H45L46 35V37L48 36L47 35V33L49 34V36L51 37V38H45V36H43V38H42V36L41 35H39V36H37L36 38H35V36L36 35H33L34 36V38L33 39H38L39 40V38L41 37V40L44 42V40L46 39H48V41L51 39V42L52 41H55L56 39V41L55 42H61L62 41V43H57V44H60V46H61V44H63L65 47V49H70V52L72 53L73 52V54H74V52H77L78 54H80V53H84V54H81V55H79V56H82L83 55V57L85 58V55H87V52H88V56H86V57H88V58H90V59H86L87 61L86 62H88V60H90V63L88 64V69L86 70L85 68H84V65L86 64V62L85 63H83L84 62V60H82L83 59V57L81 58V57H78V55H76L75 56V54L73 55L75 58L76 57H78V58H80L79 60H78V58H76L75 60H76V63L77 64H79V65H77L75 62H73L74 61V58L72 57H70L71 56V53H68L69 51L68 50H65L64 48H62L61 49V47H58L57 45L55 46V44L56 43H54V42H46V40H45V42L46 43H43L41 40V42L40 41H36L38 44H39V46H41V44H44V45H42V47H44L47 43L49 44L50 43V45H48L47 44V47L45 46V50L48 48V51L49 52H51L52 53V51H54L52 54L53 55H50V53H47V54H49V60L51 59V61H52V59L53 58H55L56 57V55L58 54V57H60L59 56V54H61V52H62V54H61V56H67L66 58V60L65 59H63V57H60L59 59L60 60H62L65 64L66 63H68V64H66V66H64L62 63V61H59V59L57 60L56 58H55V61H57L56 63H58V61L59 62H61V63H58L59 64V66H63L62 68H60V67H58V65L56 64V66H54V68L57 70V68L56 67H58V68H60L59 70L60 71H62V72H59V70H57V72L56 71H53V68H50V67H53V65H51V63L52 62H48L49 63V66L46 64V62H47V60H46V58H45V56L47 55L46 54V51L45 50H43L42 51V49H44V48H40L39 50H38V48H39V46H37L36 44V42L34 43V41L35 40H33V42L31 41V44L29 43V45L31 46V45H33V43H34V45L36 46V47H38L37 49H35L36 47L34 46V49H33V46H31V48L29 49V45H27L28 44V42H30V31H29V29H27ZM39 28H38V27ZM47 26H49V28L47 27ZM90 26H87V27H90ZM227 26V27H228ZM254 26V27H253ZM1 27H3V28H1ZM138 27V28H139ZM245 27V28H244ZM10 28V29H9ZM17 28V29H16ZM20 28V29H19ZM65 28H66V26H65ZM68 28V27H67ZM137 28V29H138ZM143 28V27H142ZM247 28V29H246ZM263 28V29H262ZM3 29V30H2ZM14 29V30H13ZM22 29H23V32L25 33V31H24V29L26 30H28L29 32H27L26 34H23L22 32H19L20 30L22 31ZM40 29V30H39ZM73 29V28H72ZM164 30H165V28H163ZM231 29V30H230ZM239 29V30H238ZM6 30H8V32L6 31ZM10 30H11V32L12 33H10ZM26 30V31H27ZM40 32H39V31ZM55 31L56 33H54L55 34V36L54 37H52L53 35H51L49 32L50 31ZM89 32H88V31ZM96 30H97V28H96ZM242 30V31H241ZM14 31H15V33L16 34H18L17 35V37H14V36H16V34L14 33ZM34 31V32H33ZM85 31V32H84ZM239 31V33L237 34L236 32H238ZM104 32V30L102 31V33ZM107 32V31H106ZM106 32H104L103 34H106L107 35V33ZM9 34L8 36H6V34ZM52 34H53V32H51ZM88 33V34H87ZM245 33V34H244ZM13 34H15V35H13ZM74 34V35H73ZM90 34V35H89ZM91 34H92V36H91ZM109 34V33H108ZM111 34V33H110ZM109 34V35H110ZM176 34V33H175ZM10 35H13V36H11V37H9ZM25 35L30 39H28L27 37H25ZM31 35V36H32ZM58 36V38H57V36ZM94 35L96 36L95 38H94ZM115 35V34H114ZM165 35H166V33H165ZM244 35V36H243ZM22 36H24L25 37V39L27 38L28 39V42H25L24 41V37H22ZM59 36L61 37V36H63V38L64 39H62V37L61 38H59ZM110 36H112V39L110 38ZM110 36H108V38L109 39H111V40H109L108 39V41H109V43L110 44H112L111 42H115V44H117V39H119L118 37H117V35H115L116 37H114L113 36V34L112 35H110ZM176 36H179L178 35V33L176 34ZM175 36V37H176ZM23 38V40H20V41H18V40H16V42L14 41L15 39H12V38H18V39H21V38ZM88 37V38H89ZM99 37V38H98ZM3 39V41H6V39ZM9 38H11L10 40L11 41H9ZM52 38H56V39H53L52 40ZM241 38L243 39V40H241ZM58 39H61V40H58ZM96 39V40H95ZM113 39H115L114 41H112ZM12 40H13V42H15L16 44H18L17 46L14 44V46L13 45H11L13 42H12ZM64 40H66L65 42H64ZM81 40H82V44H81ZM90 40V41H89ZM94 41V43H93V41ZM19 43H18V42ZM27 41V40H26ZM72 41V43H70ZM73 41H75L76 43L77 42H79L80 43V45H79V43H74ZM97 43H96V42ZM261 41V42H260ZM12 42V43H11ZM23 43V44H22ZM25 43V44H24ZM41 43V44H40ZM70 45H69V44ZM96 43V44H95ZM99 43V44H98ZM10 44V45H9ZM56 47V48H58V49H52L54 46ZM76 44V45H75ZM83 44H85V45H83ZM98 44V45H97ZM255 44V45H254ZM20 45H22V48H21V46ZM25 45V46H24ZM75 45V46H74ZM83 45V46H82ZM86 45L88 46L87 48H89V46L90 45H94L93 47L95 48H93L92 46H91V49L89 48L87 51H86ZM118 47H120V48H117V51L119 52L118 53V55L119 56H117V57H115V59H116V61H117V59H118V57H119V59L120 58H122V53L120 52V50L123 52L124 50H122V46H121V42H119L118 41ZM120 45V46H119ZM260 45V46H259ZM18 46H19V50H18ZM23 46H24V48H23ZM26 46H27V48H26ZM29 46V47H28ZM48 46H50V47H48ZM52 46V47H51ZM66 46H68L67 48H66ZM71 46H72V48H71ZM78 46H79V48H78ZM99 48H98V47ZM259 46V47H258ZM15 47H16V49H15ZM54 47V48H55ZM80 47H81V49H80ZM82 47H83V49L84 50H82ZM86 49H85V48ZM98 49H97V48ZM253 49H252V48ZM77 48V49H76ZM256 50H255V49ZM20 49H21V51H20ZM23 49V50H22ZM28 51H27V50ZM31 49H33L32 50V52L33 53H35V50H37L36 51V53L35 54H37V56L34 54H32V52L30 51ZM51 49H52V51H51ZM62 50V51H59V50ZM78 49H79V51H83V52H79L78 51ZM100 49V50H99ZM260 49V50H259ZM57 50H58V52H57ZM75 50V51H74ZM91 50V52H89ZM249 50H250V52H249ZM258 50H259V52H258ZM11 51H9V53L11 52ZM40 52L41 54H46L45 56L44 55H39L37 52ZM42 51V52H41ZM47 51V52H48ZM63 51H65V52H67V53H65V54H63L64 52ZM98 51V52H97ZM103 51V52H102ZM252 51V52H251ZM24 52H27V53H24ZM55 52H56V54H55ZM60 52V53H59ZM101 52V53H100ZM116 53V54H114V53ZM257 53V54H256ZM259 53V54H258ZM262 53V54H261ZM55 54V55H54ZM108 54H110V55H108ZM255 54V58H254V55ZM31 55L32 56V58H31V56L29 57V56ZM38 55H39V57H38ZM70 55V56H69ZM99 55V56H100ZM101 55V56H102ZM114 55V56H113ZM257 55V56H256ZM258 55H260V56H258ZM263 55V56H262ZM22 56V57H21ZM36 56V57H35ZM41 56H43L44 58L43 59H40V57ZM48 56V55H47ZM46 56V57H47ZM52 56H53V58H52ZM90 56V57H89ZM57 57V58H58ZM64 57V58H65ZM69 57V58H68ZM259 59H258V58ZM8 58L9 59H11V56H8ZM21 58H22V60H21ZM27 58H29V59H27ZM34 58V59H33ZM47 58V59H48ZM254 58V59H253ZM21 61H20V60ZM36 59V60H35ZM40 59V61H38V60ZM70 59H73V60H71V62H68ZM23 60H26V61H23ZM42 60H44L43 61V64H45L44 66L46 67V65L48 66V67H46V71H45V68H44V66L42 65L41 66V64H42ZM260 60V61H259ZM22 62V63H20V62ZM30 61V62H29ZM77 61H79V62H82V64L81 63H78ZM91 61H92V63H91ZM254 61V62H253ZM258 61V62H257ZM25 62H27V63H25ZM39 62H41V64L39 63ZM194 62L196 63H193L192 64V66H194V67H197V68H199L200 66H197L198 65V62L197 61H195L194 60ZM261 62V63H260ZM8 63V62H7ZM30 63V64H29ZM53 63H54V59H53ZM52 63V64H53ZM71 63H73V64H71ZM75 63V64H74ZM249 63V64H250ZM253 63V64H252ZM6 64V59H5V61L4 60H2V59H0V115L3 117V115L5 116V117H7L8 115H12V114H19L20 116H18V115H16L15 117H16V120H17V118L19 119V121H20V118H21V120L23 119V124L26 122V120L24 119V118H26L27 116L26 115H29L28 117L30 118L31 116L30 115H32L33 113L32 112H34V114H36V113H38L37 114V116L39 115V116H42L43 118H44V115L45 114H47V113H49V114H52V115H54V114H59L60 112V107H59V101H58V98H55V99H52V101L50 100V102H49V104H50V108H49V112H45V111H43V109L41 108V107H39L38 105H35L36 103L34 102V99L31 97L30 98V93H28L27 91L25 92V90H23V89H20L19 87H17L16 85V82H15V79H7V77L9 76H11L10 74H9V72H11V69L13 68V65L12 66H7V65H5ZM13 64H15V63H13ZM29 64V65H28ZM55 64V63H54ZM61 64V65H60ZM69 64L70 65H74V66H72V68H71V71H70V67L71 66H69ZM81 64V65H80ZM86 64V65H87ZM248 64V65H249ZM68 65V66H67ZM85 65V66H86ZM97 65L99 66V64H97V63H95L94 64V69H98L99 67H97ZM103 65V64H102ZM196 65V66H195ZM78 67V66H80L79 68H80V70H79V68H76V69H78L79 70V73L80 74H78V70H76L75 68H73V67ZM84 68H82V67ZM8 67V68H7ZM65 67L67 68V67H69V68H67L66 70H64L65 69ZM87 67V66H86ZM194 67H192L193 68V70L194 69H197V68H194ZM48 68V69H47ZM81 68L84 70V72H86V73H84L83 72V70L81 71ZM49 69H52V71H50ZM72 69H74L73 70V72H75V71H77V72H75V74H77L76 76H75V74L72 72ZM200 69V68H199ZM69 71V73H70V76H69V73H68V71ZM86 70V71H85ZM45 71V72H44ZM63 71H64V73H63ZM65 71H67L66 72V74H65ZM107 71V70H106ZM105 71V72H106ZM54 72H56V74L59 72V74H55ZM82 72H83V74L84 75H82ZM52 73V74H51ZM47 74V75H46ZM61 74H65L64 76L63 75H61ZM74 74V77L76 78H71L70 79V77H71V75H73ZM88 74H89V72H88ZM8 75V76H7ZM49 75H51V77L49 76ZM53 75H55V77H57V79L55 78V77H53ZM60 77H59V76ZM80 75H82V76H80ZM217 75V76H216ZM7 76V77H6ZM67 76V77H66ZM90 76V75H89ZM216 76V77H215ZM68 78V79H64V78ZM219 79H218V78ZM8 80H6V79ZM11 78V77H10ZM63 78V79H62ZM81 78H84L83 80L81 79ZM61 79V80H60ZM78 79V80H77ZM104 79V78H103ZM102 78H100V80L98 79V81L99 82H101L102 80H103ZM221 79V80H220ZM12 80V81H11ZM52 80H54V82L52 81ZM71 80H72V82H71ZM77 80V81H76ZM85 80V82L83 83V81ZM217 80V81H216ZM221 82H220V81ZM49 81V82H50ZM104 81V80H103ZM214 81H215V83L217 84V86H219V87H221L220 85H222L223 84V79L222 78H220L219 77V75L216 73V74H214ZM219 81V82H218ZM48 82V83H49ZM50 82V83H51ZM92 82V81H91ZM218 82V83H217ZM14 84H15V86H14ZM89 85H91V88H92V84L90 83ZM223 86V85H222ZM13 88H15V89H13ZM19 89V91H17L16 89ZM88 88H90V87H88ZM87 88V89H88ZM98 88H102V86H99L98 85ZM98 88H96V92L94 93V94H100V92L102 91H98ZM222 88V87H221ZM103 89V88H102ZM14 90V91H13ZM17 92H16V91ZM100 90V89H99ZM221 90V89H220ZM222 91V90H221ZM214 92V93H211V94H207L206 96L207 97H209L210 96V100L211 99H214V95L216 96H222V92ZM99 92V93H98ZM53 93V91H51L50 93H48V95L49 94H52ZM219 93V94H218ZM92 94V95H91ZM91 94L89 93V95H88V97H93L94 96V94L91 92ZM53 95V94H52ZM97 95V96H98ZM213 96V98H212V96ZM47 96V95H46ZM45 96V97H46ZM163 97H166V96H168V95H162ZM95 97V96H94ZM192 99V101L190 100V103L191 104H193V103H195L194 102V100H196V99H194L193 97H189V99ZM209 100V99H208ZM89 102V101H88ZM87 101L85 102V103H87V104H83L84 106L82 107H79V108H82V109H80V110H78L79 108L78 107H76L75 109H77V110H75L77 113H80V117L82 118L81 120V122H83V118H86L87 117V113H89V111H91V108H92V102L90 101L89 103H88ZM190 104V105H191ZM87 105H88V107H89V109H88V107H87ZM238 105H239V107L241 106V109L243 110V111H245L246 112V109H245V107L244 106H242L241 105V103H239V101H238ZM84 107H86L85 109H87L86 111H88L87 113H86V111H84L85 109H83ZM38 109H40V110H38ZM37 110H38V112H37ZM41 110H42V113L44 114H40L41 113ZM73 111H74V109H73ZM71 112V113H68V114H76V112L74 111V112ZM82 111V112H81ZM203 113V112H202ZM6 114H7V116H6ZM22 114V115H21ZM24 114V115H23ZM26 114V115H25ZM205 114H208L207 113V111H206V113ZM252 115V114H251ZM257 114H254V116H256ZM26 116V117H25ZM10 117H12V116H10ZM9 116L7 117V118H10ZM24 117V118H23ZM70 117H72V116H70ZM123 117H125V116H123ZM205 117V116H204ZM257 117V116H256ZM28 118V119H29ZM43 118H41L40 117V119H43ZM206 119H207V116L205 117ZM205 118H203V119H205ZM205 119V120H206ZM14 120H15V118H14ZM24 120H25V122H24ZM72 120V121H71ZM120 120H121V118H120ZM120 120H118V121H120ZM145 119H143V121L142 122H145L144 121ZM11 121V122H10ZM7 124H8V126L10 125V124H14V122L12 123V120H10ZM18 120H17V122H19ZM16 122V123H17ZM21 122V123H22ZM71 122H73V123H76L77 122V120H74V119H72V118H68L67 117V123L66 122H64L62 125H61V127L58 129V135H60L61 134V137L60 138H58L59 140L63 137V135H64V139H61V141L63 142V144L65 143L66 145H67V143H68V145H71V146H73V148H71V149H73L72 151H68V149H67V151L65 150V154H62V156H61V154H60V150L62 149V148H60V145L59 144H61V142L58 140L56 143H55V141H56V139H54L55 137H52L53 139H49V142H51V140H52V142H51V144H49V142H48V140H47V138L45 137L46 135H43V134H41V135H38V136H34V138L36 139V140H38V142H36V140L33 138H28L29 136H26L27 138H24L25 137V135L26 134H24L23 132H20V133H17V131H15V129H11L10 130V128H13V127H8L7 126V128H9V130H7V131H12V132H16V135L14 136L13 134H12V132L10 133V134H8L7 135V133L8 132H6L5 134L7 135V139H9V141H10V139H11V141H10V143L7 141L6 142V135L4 134V132H3V135L1 136V139H3L2 141H4L5 142V144L3 145V146H6L7 144H8V146L11 148V150L13 151H9L7 148H8V146H6V149H7V151H6V149L4 148V149H2L1 151H2V155L3 156H5V157H7V158H11V160L13 161V162H15L16 160H15V156H19V154L20 153H23L22 151H23V149H24V142L26 141V143H25V145L27 144V142L29 143V142H31V143H33V145H31L30 143V147L28 146L29 144H27L26 145V148H25V153L26 154H28L29 155V153L30 152H32L33 153V155H31V153H30V156H31V158L34 156H36L35 158H32L33 160H31L33 163H32V165L31 164H29L28 165V167L26 168V170L25 171H21V172H23L22 174H21V176L22 177H20V175H19V180L20 181H18L17 180V178H16V181H15V179L13 178L14 176H13V174L11 173V171H8V172H10L11 173V175H10V173H8V172H6V173H2V174H0V226L2 227H0V246H1V248H0V253H1V255H0V264L2 263V264H18V262H19V264H23V262H26V263H24V264H41V259H42V256H39L40 254H41V252L40 251H38L37 249L35 250H33V252H31V253H29L28 255H27V252H26V256H24V257H13V255L11 254V256H10V253L8 254V252L7 251H9V252H11V248L13 247V246H15V242H16V240L18 239V238H23L24 239V241L23 242H29V241H27V239L29 240V238H27L28 236L27 235H29V233L28 234H26L25 236L23 235H21L22 237H20V234L21 233H27V232H30L31 234L32 233H34V234H36V238L40 241V243H45V244H47V245H51V246H55L56 244H57V246H55V247H60L61 246V248L63 249V251H62V249L61 250H59L58 248H57V250L58 251H55V253L57 254V255H59V256H63L64 257V259H66V262L68 263V264H131V262H130V259H131V257H132V254H134V255H136L137 256V258L139 257V259H137L138 261H139V263L138 264H175V263H177L178 264V259L180 260L181 259V257H182V261L180 260L179 261V263H181V264H200V262L203 260V258L202 257H205V259H210L209 261H211L210 263H209V261H207L206 260V262L205 261H202L201 262V264H203V263H205V264H264V229L262 228V226H260L259 224V222H257V220H259L258 218H262L261 220H260V222L261 223H264V212L262 213L261 211H263V210H261L260 212H261V214H258L257 216H255V215H251V218H250V216L249 215H247V217H248V220H246L247 219V217H245V218H243L242 216H240V214L239 213H237V208L235 207V206H233V205H228V204H226V205H224V209L227 211L226 212V215L223 217V216H219V215H217L218 214V210L220 209V203H219V201H218V203H217V201L215 202V201H213V195L211 196V194L210 195H208V196H211V197H208L207 199H205L206 197L205 196H207V194H205L204 193V191H203V189L201 188V187H199V186H196V185H194V182L189 178V173L186 171V170H184V171H182V172H179V173H175L174 172V169L173 168H168V167H166V168H162V169H160V170H157V172H155V170H154V168L153 167H155L156 165H155V163H157V161H155V163H153V165H150V158H152V157H150V156H148L147 154H145V153H142L143 151H141V152H139V153H141V154H144L143 156H141V154H137L136 156H134L133 158H131V159H137L136 160V165H135V168L136 169H142V170H140V171H142V173L141 172H134V168L133 169H131L132 168V166L134 165V164H132V162H131V160H130V162H129V160L127 161H122L121 159H122V157H115V159L112 157V153H113V150H112V148H110V147H105L104 145H103V143L102 142H100V139L97 141L96 139L93 141L91 138H89L87 135L85 136V133H84V135H83V133L82 134H79V133H75L74 131V126H72L71 127V125H70V123ZM203 122H205V123H207V122H209V120L207 119V121H203ZM202 122V123H203ZM20 123V122H19ZM69 123V124H68ZM115 123H117V122H115ZM68 124V125H67ZM117 124H119V122L117 123ZM139 124V123H138ZM230 125H231V123H230ZM13 126V125H12ZM14 126H16V125H14ZM18 126V125H17ZM17 126H16V128H17ZM69 126H70V128L72 129H70L69 128ZM35 127V126H34ZM63 127V128H62ZM225 127H226V125H225ZM230 127V126H229ZM228 127V128H229ZM61 128H62V130H61ZM67 129V130H66ZM70 129V130H69ZM14 130V131H13ZM64 130V131H63ZM156 130V129H155ZM157 130H159L157 133H158V135L161 133L160 131H164L165 132V130L164 129H160V128H157ZM226 130H228V129H226L225 128V131ZM27 132L29 131L30 132V130H26ZM61 131H63V132H61ZM28 132V133H29ZM69 132H71V133H69ZM164 132H162L161 133V135L160 136H164ZM22 133V134H21ZM75 133V134H74ZM21 134V136H19ZM63 134V135H62ZM74 134V135H73ZM79 134V135H78ZM171 134L172 133H170V136L168 135L167 137H171ZM11 135H13V137H11ZM24 137H23V136ZM66 135V136H65ZM76 135H78V137L79 136H81L82 137V135H83V137L81 138V137H77ZM166 135H167V133H166ZM174 134H172V136H173ZM177 135V132H176V134L174 135V139L173 140H175V138L177 139V143H179V141H183V143H181L180 142V144H175L174 143V141L171 143V144H175V145H180L179 146V148L181 147L182 148V150L183 151H185L184 150V148H190L189 147V143H186V140L185 139H183L184 137L182 136L181 137V135L179 134V136L180 137H177L176 136ZM3 136H5L4 138H3ZM8 136L10 137V138H8ZM19 136V137H18ZM77 138H76V137ZM15 137V138H14ZM20 138L21 140H19L18 138ZM33 137V136H32ZM13 138V139H12ZM17 138V141L18 142H14L13 143V141H15V139ZM22 138H23V140H22ZM41 138H45L46 139V141H44V139L42 140ZM72 138H74V139H72ZM171 138H173V137H171ZM170 138V139H171ZM5 139V140H4ZM30 139H31V141H30ZM66 139V140H65ZM67 139H68V142H67ZM179 139H181V140H179ZM183 139V140H182ZM25 140V141H24ZM34 140H35V143H34ZM54 140V141H53ZM77 140V141H76ZM167 140H169L168 138H167ZM24 141V142H23ZM33 141V142H32ZM66 141V142H65ZM69 141H71V142H69ZM72 141H74V142H72ZM171 141V140H170ZM44 142V143H43ZM45 142H48V144L47 143H45ZM54 142V143H53ZM59 142V144H57ZM175 142H176V140H175ZM185 142V143H184ZM192 142V141H191ZM197 143L199 142V140L198 141H196ZM13 143V144H12ZM19 143H22V144H19ZM38 143V144H37ZM42 143H43V145H42ZM70 143V144H69ZM37 144V145H36ZM40 144V145H39ZM53 144H55V145H53ZM64 144V145H65ZM76 145V147H74V145ZM186 144V145H185ZM42 145V146H41ZM196 145V144H195ZM22 146V147H21ZM27 146H28V148H27ZM40 146H41V148H40ZM44 146V147H43ZM48 146H50V147H48ZM55 146V147H54ZM57 146H59V147H57ZM17 147H19V148H17ZM35 147V148H34ZM42 147H43V150H42ZM51 147H54V148H57V149H54V148H52L51 149ZM31 148V150H29ZM32 148H33V150L35 149V154H34V152H33V150H32ZM41 150H40V149ZM48 150H52V151H55L54 152V155H56V153L58 152L59 154H60V157H59V160H56L55 162H54V156H53V158L52 159H54L53 161H52V159H51V156H49L48 157V155H46L47 157H45V155H44V152L46 151V152H48L47 151V149ZM60 148V149H59ZM18 149H21V150H18ZM26 149H27V152L28 151H30V152H26ZM39 149V150H38ZM70 149V147H69V150H71ZM3 150L6 152V153H3ZM14 150H18L19 151V153L18 152H16V151H14ZM37 150H38V152L39 151H41L40 152V154L39 155H37L38 153H37ZM57 150V151H56ZM21 151V152H20ZM44 151V152H43ZM10 152H11V154L12 153H14L13 154V156L12 155H10ZM43 152V153H42ZM67 152H68V155H66L67 154ZM186 152V151H185ZM190 153L191 151H187V153ZM24 153V155H26ZM189 153L187 154V156L189 155ZM193 152H191L190 153V155L192 154ZM6 154H7V156H6ZM10 156H9V155ZM16 154V155H15ZM45 154H47V153H45ZM59 154H57V155H59ZM70 154H71V156H70ZM23 155V154H22ZM21 155V156H22ZM66 156V162L64 161V158H65V156ZM74 155V156H73ZM38 156H39V158H38ZM42 156H43V158H42ZM67 156H69L68 158H70V157H74V159H69L68 160V158H67ZM110 156V157H109ZM41 157V158H40ZM56 157V156H55ZM63 157V158H62ZM190 156H188V157H185V159L186 160H188L187 158H189ZM7 158H5L6 159V165H7V163H8V159ZM48 158V159H47ZM56 158H58V157H56ZM113 158V161L111 160ZM2 159V156H1V158H0V160ZM5 159H4V163H5ZM34 159L36 160V162L34 161ZM42 160V162L40 161V160ZM46 161H44V160ZM140 159V161H138ZM39 160V161H38ZM50 160V161H49ZM111 160V161H110ZM263 160H264V158H263ZM1 161H3V159L1 160ZM37 161H38V163H37ZM62 161H64V163H66L65 165H66V167H67V171H66V168H64V166L65 165H62ZM69 161V162H68ZM72 161H73V163H72ZM108 161V162H107ZM138 161V162H137ZM39 162H41V163H39ZM43 162H45V163H43ZM50 162V165L49 164H47V163H49ZM54 162V163H53ZM110 162V164H108ZM113 162V163H112ZM140 162V163H139ZM264 162V161H263ZM0 163H2V162H0ZM56 163V164H55ZM71 163V164H70ZM206 163V162H205ZM39 164H42V166L43 167H39V166H41V165H38ZM58 164V165H57ZM69 164V165H68ZM131 164H132V166H131ZM137 164H139V166H137ZM8 165H9V163H8ZM11 165V164H10ZM34 165H36V166H34ZM62 165V166H61ZM72 167H71V166ZM77 165H79V166H77ZM106 165V166H105ZM61 166V167H60ZM71 168H73L74 167V170L73 169H71ZM83 166V167H82ZM103 166H105L104 168H103ZM50 167V168H49ZM52 167V168H51ZM75 167H79V168H75ZM100 167V171L98 172V170L99 169H97V168H99ZM103 168V170H102V168ZM109 167V170H111L112 172L111 173H113V171L115 172V171H117L116 173H118V172H121L122 174H120L119 173V176L121 175L123 178V180H120L119 182H117L116 184H118V186L116 187V184H111V182L109 181V179H108V177L110 176L109 175V172H108V168ZM140 167V168H139ZM209 168V164H208V162H207V166H206V168ZM49 170H48V169ZM64 168V169H63ZM69 168V169H68ZM110 168H113V169H110ZM206 168H205V171H203L202 173H205V174H208L210 171H211V169L210 170H208V171H206ZM212 168H214V167H212ZM34 169V170H33ZM47 169V170H46ZM51 169V170H50ZM53 169H55V171L53 170ZM95 169V170H94ZM107 169V170H106ZM115 169V170H114ZM203 168L201 167V170H202ZM215 169V170H214ZM213 170L214 171H216V173L217 172H219V170H218V168H217V170H216V167L214 168ZM220 169V168H219ZM32 170H33V172H32ZM71 170V171H70ZM107 171V173H106V171ZM138 170V171H139ZM199 170V169H198ZM204 170V169H203ZM38 173H37V172ZM43 171V172H42ZM57 171H58V173H57ZM100 176V177H98L97 176V174L95 173V172ZM101 171H104L105 173H103V176H102V178H101V175L99 174ZM29 172V173H28ZM31 172V173H30ZM49 172V173H48ZM55 172H56V174H55ZM59 172H61L62 173V175H60L59 174ZM197 172H199V171H197ZM201 172V171H200ZM27 173V174H26ZM34 173V174H33ZM40 173V174H39ZM53 173V174H52ZM110 173V174H111ZM115 173V174H116ZM138 173V174H137ZM141 173V174H140ZM235 173V172H234ZM47 174H50V176L49 175H47ZM60 176H59V175ZM107 174V175H106ZM114 174V175H115ZM1 175L3 176V178H1ZM5 175V176H4ZM57 175V176H56ZM105 175L106 176H108V177H105ZM117 175V174H116ZM143 175V176H142ZM28 176V177H27ZM63 176H67L66 177V179L63 177ZM6 177V178H5ZM33 177V178H32ZM41 177V178H40ZM49 177H51V178H49ZM55 177H57V178H55ZM245 176H243V178H244ZM249 177V178H248ZM24 178V179H23ZM37 180H36V179ZM39 178V179H38ZM48 178V179H47ZM53 178V179H52ZM62 178H63V181H61L62 180ZM103 179L102 181H101V179ZM107 178V179H106ZM8 180V184H6L7 183V181H4V180ZM32 181H31V180ZM34 179V180H33ZM87 179H88V181L90 182H88L87 181ZM105 179L107 180V182L105 181ZM245 180H243V183L245 182V181H247V182H249L248 181V179L250 180V176L249 175H247V178L245 177L244 178ZM252 179H253V182H252ZM10 180V181H9ZM23 180V181H22ZM45 180V181H44ZM53 180H55V182H54V184H56V181L58 182L57 184H59V185H54L53 184ZM256 179H254V178H251V180H250V183H248V185H247V182L245 183V185L243 184L242 186H243V188L247 185V188H250V187H254V184H256V183H254V181H255ZM263 178H262V182L260 181V183L257 185V187H260L259 185H261V184H263ZM4 181V182H3ZM15 181V182H14ZM26 183H25V182ZM34 181V182H33ZM38 181V182H37ZM44 183H43V182ZM64 181H65V184H63L64 186H65V188L66 189H62V187H64L63 185H61L62 183L61 182H63L64 183ZM222 181H224V180H222ZM12 182V183H11ZM14 182V183H13ZM23 184H22V183ZM31 182H33V183H31ZM36 182V183H35ZM45 182H47L46 184H45ZM121 182V183H120ZM122 182H123V184H122ZM255 182H257V181H255ZM28 183H30L29 184V186L30 187H28ZM119 183H120V185H119ZM220 183V182H219ZM20 184H22V185H20ZM37 184V185H36ZM110 184V185H109ZM9 185V186H8ZM35 185V186H34ZM49 185V186H48ZM60 185H61V187H60ZM111 185H114L113 187H111ZM156 185V186H155ZM18 186H19V188H18ZM21 186H23V188L21 187ZM25 186V187H24ZM38 186H40L41 188H43V189H41V188H39ZM56 186V187H55ZM59 186V187H58ZM159 187L160 188V186L162 187V188H164L166 191H167V193H168V195H169V192L172 194V196H168L167 195V193L166 194H164V196L166 195V196H168L167 198H166V196H165V198H163V197H161V198H163V199H161L160 198V196L161 195H158V197H156V196H154L153 197V199L150 197V196H148L147 195V197L145 196L144 198L143 197H140V196H144V194H145V192L147 191V192H149V189H151L152 187ZM240 187V183H236V187ZM250 186V187H249ZM33 187V188H32ZM37 187L39 188V190H36L37 189ZM55 187V188H54ZM85 187H86V189H85ZM115 187V188H114ZM150 187V188H149ZM153 187V188H154ZM262 187H264V186H262ZM261 187V188H262ZM2 188V189H1ZM26 188V189H25ZM48 188H49V190H48ZM51 188H53V193L51 192L52 190H51ZM58 188V189H57ZM113 188V189H112ZM162 188H160V191L162 190ZM20 189H21V191H20ZM45 189H47L49 192L48 193H52V195H55L56 197V200L53 198L52 199V195L51 194H47V192L45 191ZM56 189H57V191H59V192H57L56 191ZM62 190V192L64 191V196H63V193L61 192V190ZM242 188L240 187L239 188V190H241ZM4 190V191H3ZM27 190V191H26ZM51 190V191H50ZM85 190V191H84ZM14 191V192H13ZM20 191V193H18ZM29 191H30V193H29ZM38 191V192H37ZM41 191V192H40ZM42 191H44V192H42ZM55 191L57 192V194H59L60 192V195H62L61 197H60V195H58L57 196V194H55ZM83 191H84V193L86 192L87 193V191L89 192L88 194H89V196H87L88 194H84L83 193ZM163 191V190H162ZM165 191V192H166ZM18 193V194H15V193ZM27 193H29L28 194V196H26V194ZM66 192V193H65ZM23 194V196H21L22 194ZM33 193V194H32ZM38 193H40V194H38ZM82 195H81V194ZM25 194V195H24ZM160 194H162V193H160ZM170 194V195H171ZM9 195H10V197H13V198H11L10 199V197H9ZM46 195H48V196H46ZM51 195V196H50ZM82 196V198L84 197V200L82 199V202L83 203H81V202H79L80 200L79 199H81V196ZM84 195V196H83ZM140 195V196H139ZM163 195V194H162ZM15 196V197H14ZM24 197L25 196V198L27 197V198H32V199H37L38 200V198H39V200H38V203H40L39 205H41L40 207H41V210L43 211L42 213V215H38V221H40V219L42 218L43 220H44V218H45V220H47V222L44 220H41L40 222L41 223H39L38 224V222H36L37 221V218L35 219V217L36 216H32V215H27V214H25L24 212H21V211H23V210H21V208L20 209H18V206L19 205H17V204H19L20 203V206H21V203H22V200H21V197ZM50 196V197H49ZM64 198V197H66V198H64V200L66 199V201L65 202H67V204H68V201L69 200H71V201H69V206L64 202V200H61L60 198ZM78 198V200H77V198ZM85 197L87 198V199H89V201L91 202H89V204H86V203H88V202H86L85 201ZM143 198V199H140V198ZM174 197V198H173ZM57 198H59V199H57ZM145 198H146V200L147 199H149L148 201H151L152 203H150V206H151V208H152V213L151 212H149V210L147 211V203H144V201H145ZM168 198H169V200H168ZM210 198H211V200H210ZM13 199H15V200H13ZM43 199V200H42ZM69 199V200H68ZM165 199V200H164ZM170 199H174L175 201H172V200H170ZM10 200H12V201H10ZM46 200V201H45ZM68 200V201H67ZM75 200H77V201H74ZM153 200V201H152ZM156 200V201H155ZM169 202H168V201ZM208 200H210V202L208 201ZM15 201V202H14ZM42 201H44L43 203H41ZM50 202L49 204H48V202ZM53 201V202H52ZM60 201H62L61 203H60ZM92 201H94V202H92ZM134 201V202H133ZM167 201V202H166ZM212 201L214 202V203H212ZM7 202H8V204H10V205H8L7 204ZM11 202V203H10ZM37 202V201H36ZM80 204H79V203ZM131 202H133L132 204H131ZM135 202H137V204L140 206V207H138V205H136V203ZM143 202V203H142ZM157 203V205H156V203ZM172 202V203H171ZM174 202V203H173ZM12 203L14 204V205H12ZM17 203V204H16ZM46 203V204H45ZM56 203V204H55ZM58 203V204H57ZM64 203V204H63ZM74 203V204H73ZM94 203V204H93ZM98 203H100V204H98ZM168 203V204H167ZM215 203H217V204H215ZM16 204V205H15ZM53 206H52V205ZM72 204V205H71ZM82 204H83V206H82ZM86 204V205H85ZM131 204V205H130ZM140 204H144V206H142V205H140ZM47 205V206H46ZM58 206V208H57V206ZM78 205V206H77ZM81 205V207L79 208V206ZM101 205V206H100ZM132 205H133V207H132ZM134 205H136V208H134L135 206ZM194 205H196L195 207H193ZM8 206H10V208H8ZM45 206L46 207H49V208H45ZM54 208V213H52L53 211L51 210L50 211V209L52 208V207ZM56 206V207H55ZM85 206V207H84ZM146 206V208L144 209L143 207H145ZM197 206H199V207H197ZM12 207H13V209H12ZM15 207H17V208H15ZM67 207V208H66ZM73 207H74V209H73ZM15 208V209H14ZM52 208V209H53ZM66 208V209H65ZM70 208V209H69ZM76 208H78L77 210H79L80 209V211H83V210H86L85 212H81L80 213V211H77V210H75ZM118 208V211L116 210V209ZM133 208V209H132ZM156 210H155V209ZM192 208V209H191ZM194 208V209H193ZM197 208V209H196ZM199 208H201V209H199ZM11 211H10V210ZM55 209H56V213H55ZM61 211H63L64 210V212H61V213H65L64 214V217H70V219H74L73 221H74V223L75 222H77V223H75V224H73V221L71 220V222H69L70 221V219L69 218H64L63 217V215H61V213H59L60 212V210ZM68 209V210H67ZM99 209V210H98ZM116 211H115V210ZM119 209H120V211H119ZM191 209V210H190ZM195 209H196V211H195ZM207 209H209V211H211V215L209 214L210 212H208V210ZM217 209V210H216ZM12 210H13V212H12ZM57 210L59 211V212H57ZM71 210V211H70ZM190 210V211H189ZM199 210H201V215H197L198 213H197V211H199ZM202 210H205V211H202ZM114 211V212H113ZM155 211H156V214H154L155 213ZM3 212V213H2ZM8 212V213H7ZM11 212H12V214H11ZM73 212H75V213H73ZM78 212V213H77ZM88 212V213H87ZM93 214H92V213ZM154 212V213H153ZM194 213L195 212V214L196 215H193L192 213ZM203 212V213H202ZM208 212V213H207ZM6 213V214H5ZM10 213V217L8 216V214ZM17 213H20V214H17ZM22 213V214H21ZM66 213H68V214H66ZM80 213V214H79ZM128 213V214H127ZM152 215H151V214ZM26 216V217H24V215ZM46 214V215H45ZM49 214V215H48ZM75 214V215H74ZM84 214V215H83ZM186 214H187V216H186ZM190 214H192L191 215V217L192 216H194V217H192L193 219H190L191 217H190ZM208 216V215H210L211 217H212V219L210 218V216H206V215ZM6 215H7V217H6ZM12 215V216H11ZM15 215V216H14ZM20 215H22V216H20ZM49 217H48V216ZM66 215V216H65ZM69 215V216H68ZM203 215H205V217H203ZM4 218H3V217ZM21 217V218H18V217ZM29 218H28V217ZM33 217V219H32V217ZM47 216V217H46ZM92 216V217H91ZM199 216H200V218H199ZM239 216V217H238ZM257 218V220H256V218ZM13 219H12V218ZM63 217V218H62ZM72 217V218H71ZM79 217V218H78ZM92 220V218L93 219H96L97 220V223H94V221H89L88 219L89 218ZM127 217V218H126ZM190 217V218H189ZM199 218V219H197V218ZM254 217V218H253ZM27 219V220H25V221H27V222H25L24 221V219ZM31 218V220H29ZM76 218V219H75ZM85 218H88L87 220L85 219ZM188 218H189V220H191V221H187L188 220ZM206 218L208 219V221L206 220ZM210 218V219H209ZM223 218H225V219H223ZM238 218V219H237ZM5 219H7V220H5ZM34 219L36 220L35 222L36 223H33L34 222ZM60 219H61V222H60ZM64 219V220H63ZM67 219H69V221H67ZM83 219H85V220H83ZM129 219V220H128ZM201 219L202 220H206L208 223H206L205 221H201ZM29 220V221H28ZM32 220H33V222H32ZM50 220V221H49ZM63 220V221H62ZM77 220V221H76ZM95 220V221H96ZM196 222H195V221ZM209 220L211 221V223L209 222ZM241 220H243V221H241ZM245 220V221H244ZM43 221V222H42ZM48 221L51 223H53V224H50V226H52L51 227V229H52V231L50 232V227H49V225L47 226V224H48ZM64 221H66L67 222V224H66V222H64ZM84 221H86V222H84ZM46 222V223H45ZM80 222V223H79ZM89 222V223H88ZM93 222V223H92ZM122 222V223H121ZM187 222H189V223H187ZM195 223V224H197L198 223V225H193V223ZM203 222H205L207 225L205 226V224H203ZM235 222V223H234ZM240 224H242V225H244V228H245V225H246V228L245 229H247V230H245L244 228H243V226L241 227V225L239 226L238 224L239 223ZM241 222H243V223H241ZM245 222V223H244ZM11 223V224H10ZM32 225H31V224ZM44 223V225L42 226V224ZM59 223V224H58ZM201 223V224H200ZM229 223V225H226V224H228ZM231 223V224H230ZM234 223V224H233ZM238 223V224H237ZM247 223V224H246ZM259 223V224H258ZM4 224V225H3ZM36 224H38V225H36ZM41 224V225H40ZM64 224V225H63ZM66 224V225H65ZM189 224V225H188ZM191 224V225H190ZM210 224V225H209ZM212 224V225H211ZM215 224V225H214ZM222 224H224V226H222ZM233 224V225H232ZM23 226V228H21L22 226ZM26 225V226H25ZM28 225H29V227H28ZM54 225H55V227H54ZM62 225H63V227H62ZM80 225V227L82 228V229H80V227H78ZM83 225H85V226H83ZM218 225V226H217ZM226 225V226H225ZM248 225V226H247ZM21 226V227H20ZM35 229V230H33V228ZM47 226V227H46ZM58 226V227H57ZM187 226V227H186ZM192 226V227H191ZM199 226H201V229H199L198 227ZM208 226H211V230L212 229H214V230H212L213 232H211L210 233V231H208L209 229V227ZM215 228H214V227ZM229 226V227H228ZM239 226V227H238ZM20 227V228H19ZM25 227L27 228V231L25 230V231H23L22 229H25ZM30 227L32 228L31 230H29L30 229ZM36 227H38V229L36 228ZM61 227V228H60ZM68 227L70 228L71 227V230L72 231H74L75 233H79V232H81V234L79 233V235H80V238H82V237H84V239L82 238L80 241H81V243H85L86 245H87V247H88V251L86 252V253H78L79 252V250L77 249V251L78 252H76V247H73V249H72V247H71V244L69 243V242H67V244H66V242L63 244V243H58L59 241L60 242H62V239H61V236H60V233L61 232H63V231H69L70 229H68ZM78 227V228H77ZM116 228L117 230H118V232H120V234H121V232H122V234L121 235H123V238H118L117 237V241L119 242V243H117V242H115V244L112 242V240L111 239H109V237H108V234L110 233V231H111V229L112 228ZM196 227V228H195ZM15 228V229H14ZM56 229L55 230V232L57 233H55L54 232V230L53 229ZM67 228V229H66ZM122 228V229H121ZM130 228V229H129ZM189 228V229H188ZM191 228H193V229H191ZM203 228H205V229H203ZM230 228V229H229ZM60 229H62L61 231H59ZM65 229V230H64ZM184 229H186V230H184ZM197 229V230H196ZM216 229V230H215ZM221 229L223 230V231H225L226 230V232H228V231H231V230H233L234 232H235V236H228L227 238L229 239V241H228V239H227V245H223V243L222 242H224V241H219L220 239L222 240V238L220 237V236H224V235H222L223 234V232L221 231ZM5 230V231H4ZM10 230V231H9ZM17 230V231H16ZM70 230V231H71ZM83 230V231H82ZM203 230H205V231H203ZM4 231V232H3ZM7 231H9V232H7ZM13 231V232H12ZM20 231H21V233H20ZM36 231V232H35ZM59 231V232H58ZM15 232V233H14ZM52 232H54V235H53V233ZM194 232V233H193ZM202 232L203 233H207V235H203L202 234ZM13 233V234H12ZM18 233H19V235H18ZM185 233V234H184ZM208 233H210V234H208ZM237 233V234H236ZM8 234V235H7ZM33 234V235H34ZM128 234V235H127ZM187 234V235H186ZM191 234H197V236H193V235H191ZM10 235V236H9ZM12 235V236H11ZM83 235V236H82ZM183 235V236H182ZM198 235L200 236V237H198ZM18 237V238H15V237ZM27 236V237H26ZM95 236H96V239H95ZM127 236L129 237V238H127ZM181 236V237H180ZM186 236H187V238H189V239H187L186 238ZM190 236H193V237H191V240L192 241H194L193 243H192V241L190 240ZM203 236H205V237H203ZM209 238V241H207L208 239H206L207 237ZM25 237V238H24ZM197 237V238H196ZM217 237L219 238V239H217ZM232 237V238H231ZM11 238L12 239H14L13 241H14V244L13 245H11L13 242H12V240H11ZM27 238V239H26ZM54 238V239H53ZM57 238V239H56ZM126 238V239H125ZM214 238L217 240V241H215L214 240ZM235 239L236 241H233L232 242V239ZM20 239V240H21ZM59 239V241H57ZM95 239V240H94ZM194 239V240H193ZM200 241H199V240ZM226 239V238H225ZM233 239V240H234ZM5 240V241H4ZM160 240H162V241H160ZM211 240H214V241H211ZM55 241V242H54ZM197 241V242H196ZM47 242V243H46ZM52 242V243H51ZM57 242V243H56ZM164 242V243H163ZM199 242V243H198ZM201 242V243H200ZM206 242L208 243V244H206ZM215 242H217V243H215ZM9 243H10V245H9ZM113 243V244H112ZM195 243H196V246H195ZM205 243V244H204ZM210 243H211V246H210ZM220 243V244H219ZM235 243H237V244H235ZM167 245V246H165L166 247V252L164 253V254H161V253H159L160 251H158V249L160 248V245ZM181 244V245H180ZM189 244H190V247H189ZM200 244V245H199ZM216 244H219V246H218V248L216 247ZM11 246V247H9V246ZM193 246V248H194V251H192L193 250V248L191 249V247ZM238 245V246H237ZM239 245H241V247L239 246ZM5 246V247H4ZM118 246V247H117ZM199 246V247H198ZM208 246V247H207ZM213 246H214V248H213ZM236 246V247H235ZM27 247L28 246H25L24 247V249L25 250H28L29 251V247H28V249H27ZM186 247V248H185ZM203 247V249H201ZM237 247H238V249H237ZM4 248V249H3ZM168 248V249H167ZM199 248V249H198ZM213 248V249H212ZM217 248V249H216ZM228 249V250H226L224 253L225 254H227V257L225 256V254L223 253H221L220 255H218V254H216V256L215 255H211V253H213L215 250V252H214V254L217 252V251H222L221 249ZM236 248V249H235ZM10 249V250H9ZM191 250V251H189V250ZM206 249H208V250H206ZM66 250V251H65ZM155 250L157 251V255H154L156 252H155ZM182 250H184V251H182ZM195 250H197V251H195ZM199 250V251H198ZM202 250V252H206L205 254L206 255H203V254H201V251ZM4 251H6V252H4ZM38 253H37V252ZM64 251L66 252V253H64ZM154 251V252H153ZM189 251V252H188ZM30 252V251H29ZM120 252V253H119ZM149 252L151 253V252H153L154 254L153 255H149ZM179 252H181V254H179ZM188 252V253H187ZM12 253V252H11ZM32 253H34L33 255H35V253H36V255L35 256H33L32 255ZM183 253V254H182ZM199 253V254H198ZM3 254H4V256H3ZM168 254H169V256H168ZM165 255V256H164ZM183 255V256H182ZM194 255V256H193ZM233 255V256H232ZM6 256H8V257H6ZM39 256V257H38ZM129 256H130V258H129ZM145 256V257H144ZM163 257V261H162V257ZM180 256V257H179ZM200 258H202V259H200ZM218 256H220V257H218ZM222 256H224V257H222ZM50 257H52V258H50ZM57 257V260H58V256H55L54 257V255L52 254V256L50 255L48 258H49V260H51V262H49V260H48V262H45L44 264H55L57 261L54 259V258H56ZM147 257V258H146ZM174 257L176 258V259H174ZM179 257V258H178ZM189 257V258H188ZM194 257V258H193ZM232 257V258H231ZM3 258V259H2ZM25 258V259H24ZM27 258V259H26ZM34 258H35V260H34ZM166 258V259H165ZM184 258H185V260H184ZM190 258H191V260H190ZM197 258V259H196ZM201 260H199V259ZM6 259V260H5ZM13 259V260H12ZM17 259V260H16ZM204 259V260H205ZM212 259V260H211ZM12 260V261H11ZM38 260V261H37ZM147 260V261H146ZM162 262H161V261ZM174 260H175V262H174ZM197 260V261H196ZM2 261V262H1ZM20 261H21V263H20ZM138 261H136V263L138 262ZM194 261L196 262V263H194ZM200 261V262H199ZM31 262V263H30ZM33 262V263H32ZM151 262V263H150ZM199 262V263H198ZM43 264V263H42Z\"/></svg>",
  "mask_w": 264,
  "mask_h": 264
}]
</instances>
